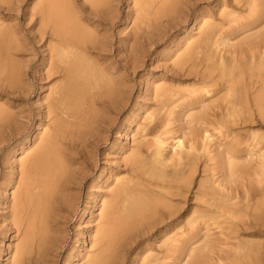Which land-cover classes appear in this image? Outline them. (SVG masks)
<instances>
[{
	"label": "bare ground",
	"instance_id": "1",
	"mask_svg": "<svg viewBox=\"0 0 264 264\" xmlns=\"http://www.w3.org/2000/svg\"><path fill=\"white\" fill-rule=\"evenodd\" d=\"M20 1H22V0H13V2L11 0H0V11H5V12L6 11H9L10 12V11H12L14 8H16L19 5L18 2H20ZM73 1H71V0H31L30 4H32V6L30 5V8L32 9V11H31L32 13H29L28 14L27 11L26 12L24 11L26 14H28V16L27 17H23V18H26L28 20L27 21V20L24 19V23H26V22L31 21L33 19V16L34 15H37V16H34V17H37V21L36 20L35 21L38 22V24H35V26L36 25L38 26V27L36 26L37 27V35L36 36L33 35V36L35 38L37 37L36 39H38V42H37L36 39H34V41L31 39L34 43H36V42L37 43H40L42 41V39H43L44 36H47L48 38L51 39V41L53 40V42H54V43L53 42H50L49 39L48 40L46 39L47 41H49V44L52 43V44L49 45L47 43V41L44 40L46 43L43 41L44 43L42 42L40 44V47H45L44 44H48V46L46 45L47 46L46 47V50H43V48H42V50L39 49V52H38L39 54L34 51V46L32 47V51H34V54L33 55L36 56L38 54L40 56V59H41L40 61L46 60V62H47V65H48L49 69H47V67L45 66L46 69H44V70H46V72H44V70H43V72L45 73V77L46 78H48V77L50 78V76L52 74L59 72V73H62L63 74L62 75L63 77L65 76L64 77L65 79L63 78V81H65L66 79H69L68 80L69 82L80 83V85L84 86L85 88H88L89 89L91 87L90 90L91 89H93V90H91L90 92L88 91L90 94L88 92H85L86 89H84L85 90L84 91L85 92V96L84 95L81 96L82 99L85 100V98H83V97H86L87 94H88V96L86 98L87 100H85V101L83 100V102L81 101L82 99L81 100L80 99L78 100V97H77V99L75 98L76 100H74L73 96H68V98L72 97L74 101H81L84 105H85V103L88 104V102H89L90 103V106H88L89 105L88 104L86 106V109L87 110H90L88 108H90L91 107V104H93V103L95 104L98 101L99 102L100 101L101 102H104V100H106L108 97L111 98V100H109V101H112L113 98L110 97V96L113 95L112 93L114 92V85L116 84V80H113L111 78L113 74L112 75H109L108 77L106 76L108 74V73H106V69L107 68H101V70L103 69V71L102 72H98L99 71V68H100V65L98 63L101 62V59H100V62H99V60H97V58H96V60H97L96 61L94 59V57H93L94 64H96L95 66H99V68L96 67V70H95V67H93V65H92V63H93L92 61L93 60L89 59L92 56L87 57L89 55V54H87V52L88 53L91 52V51L92 52H95L97 54V56L99 57V56H102L103 55L101 53L102 51L103 52H106L108 50V49H106V46L107 45H105V40H107L106 38L110 34L109 33L105 34L104 36H106V35H108V36L104 39V37H102L99 34V33H101L100 31L98 33L100 36L97 34V30H98L99 27H101V25H107V24L108 25H113L116 22L115 20H117V17H119V16L116 15V13L115 14L112 13V11L113 10H117L118 5L123 0L122 1L121 0H83L84 1L83 4L80 2L81 5H79L78 8L76 7L77 10L80 13L75 12L76 8L74 7L75 5L72 4ZM77 1H79V0H77ZM80 1H82V0H80ZM125 1H123V2H125ZM129 1L128 0L126 1V3L128 2L127 3V8H129L130 5H131V7H130L131 10H129L128 12L126 11V12L129 15L130 19L137 20V23L139 22V25H140L139 27L144 26L146 28V26L148 27V25H150V27H151V25H153V24H150V22L152 23V21H153V23L155 24V22H154L153 19H155V20L156 19H160L158 17L159 16L160 17L162 16L161 19L162 18L163 19L160 20V21H162L164 24H161L158 21H156V22L160 23V25L164 27L163 29L167 33V32H170V30L168 31V29L174 28V27H177L178 28V26H181L180 24L187 22V20H188L189 17H192L193 18V21H192L193 23H191V25H190L191 26L190 27V31L191 30H196L197 32L195 31L196 33L194 34V31H192V34L194 35V37H192V35L189 34V33H185L184 38L181 37L184 40L183 44H181V45H184L183 48L184 47L186 48L185 49V53H187V55H190L191 54L190 52L193 49H194V51L196 50L195 52H198V53H200L202 55V57L200 56L201 57L200 63H202L201 65H203V66L201 67V69L202 68L203 69L200 72L201 69L199 70L196 67L199 64V61H198V64H197V62H196L197 60H196L195 62H193V64L196 63L195 70L198 69V71L196 70L195 73H193L192 70L194 69V67L192 68V70L189 69V67H190L189 65H191V66L193 65L191 63L192 60L191 59L190 60H187L186 59L187 61H189V62L191 61V62L189 63V62L186 61L187 62L188 69H185V68H187L185 66L183 71L185 73H188L186 71L189 70V72H190V70H191V74H195L194 76L196 78L197 84H196V81L194 80L195 83L192 84V85H190L189 87L195 86V85L197 87V85H199L198 88L201 87L202 90H203L202 91L203 93L201 92L202 94H200V95L197 94V95H195V97H192L193 99H190L188 101L189 103L186 102L187 103L186 104V110L188 109L186 112L185 111H182L183 110V109H181L182 108L181 107L182 105L180 106V108L178 107V109H180L181 110L180 112H182V113L185 112L184 114H182L183 117L186 114L187 118L189 119V122H188V120L187 121L185 120L186 123L190 124L192 121H194L195 122V125L196 124H200V126H198V128L200 127V130H198L197 133L200 132V134H199L200 136L199 137H200V140L202 141L203 144L201 145L202 148H200V146H199V147H197V149L198 148L202 149L203 150L202 153L203 154L204 153H207V155L202 156V158H204V157L205 158H204L203 163L202 162L200 163V161H202V160L199 159V158H201V156L199 158H197V155H196V151L197 150H195L196 147L193 148L194 142H196L199 139V138L197 139L198 136L195 134V132L197 130L194 131V129H195V126L194 125H193L194 126V129H190V128H193V126L192 127H188L187 124L186 125H187L188 128L187 127H185V128L183 127L184 129L182 128L183 131L185 129L186 130L188 129V131L185 130L186 134L188 135L187 137H189V142H190V145H188V147H186L185 144H183V143H185V142H183V140L185 138L184 137L185 132L182 131L181 133H184V134H181V136H179L180 134L176 136V133H175V137H170V138H172V144L170 145V147L173 150H176V148L178 149V151L176 152V154H178L179 149L180 150L181 149H184L182 147L183 145L186 147V149H184L183 151H180V153L178 154V155H180L179 157H177V156L175 157L176 158V162L172 163V165L174 164L172 168L170 167L172 165L170 163H167L168 160H169V158H170L169 155H168V157H169L168 158V157H166V153L163 154V150L165 149L164 146H163L164 140H162V138H160V135L153 134V136L156 135V136H154L155 139L152 140V141H155V142H152L151 143V140H150L151 137H149L150 138L149 139L150 141L147 140L148 138L145 135L146 132L143 133V134L141 133V135H140L138 133V131H137L136 133H138L139 136H141L140 139H138L139 141L138 140L137 141L139 142L138 144L142 145L143 149L141 150L139 146H136V147H139V148H136L135 146H133L134 148L138 149V150L135 149V151H136V153H135L134 149H132L133 147L130 146V148L133 150L132 151V154L129 153L128 154L129 155L128 157H127V155H124V156L127 157V162H130V164H128L129 167H131L130 165H132V167H133V165H136V166H134L133 169L129 170V171L132 172L131 173V175H132L131 177L132 178H135V179H130V180L127 181L128 183L131 182V187L132 188H129L130 186L128 187V183H126V181H125L124 182L125 184H123L121 186L122 194L124 193L123 194L124 195L123 196L124 198L123 197L121 198L122 194H120V197L118 196V194H119L118 192L120 190V188L118 189V187H117L118 185L115 183V187H114L113 186L114 184L113 183H110L114 187V189L111 191V195H112L111 199L109 198L110 200L109 199L105 200V198H103L105 196L108 197L109 193H107L108 195H104L103 194L104 195L103 197H100L98 195L100 197V201L98 202L99 205L97 204L98 205V209H97L98 211L95 210V211H97V213L95 212L96 215L94 217V221H96V222H94L95 225H93V221H92V224L90 223L91 225H93V227H92V232H91V236H90L91 240L89 239L90 240L89 242H90V248L91 247H94V249H93V252L92 253H90L89 251H86L85 256L82 255L84 257L85 261H83L81 258H80V260H82V262H84L83 264H101V263H103L104 261L102 262V260H101V263H100V258H102L101 255H102L103 251L108 250L106 248L109 247V246H111L112 243H116V242H114L115 239H116L115 237L120 232L126 231V230L128 231V229H130L131 230V231H129L130 234L132 232V236L129 239L130 242H129L128 246H127V244H123V245H125L126 251H128L130 248H132V244L133 243H134L133 245H135V246L137 245L138 240H139V238L137 239V237H139L140 230H141V227H142L143 229H146V232L147 233L149 231L153 232V230L154 231L159 230V231L162 232V231H165L167 228H170L168 230V232H176V231H179L180 230L183 234L186 235V237H185V235L184 236H181V237H183V239H181V240L178 238L180 240L179 246H176L175 245V242L173 243L174 245L172 244V247L170 245L171 242L169 244L170 247H171V249H172V251L174 252V256H173V258L171 260L173 262V263L171 262L172 264H209V261L210 260L212 261V258L213 259L215 258L216 259V262H218L219 264H237V263H244L246 260L247 261H250L251 258H242L239 255H237L235 253V251H233V250L228 251L230 249H225L224 247L219 246V245L217 246V244H216V248L213 247L214 245L213 246L212 245H210V246L206 245V246L209 247L208 250H206L207 248L205 247V245L202 246V243L201 242H200L201 244L199 243L200 246L193 247L192 245H194L193 244L194 241L198 239V237H197V239L195 238V235H198L199 236V232L201 233V231H203V228L205 229L203 232H205V231L207 232L208 230H210L209 229L210 225L207 223V221H204L205 219L202 218V217H207L208 220L209 219H213L214 220V218H216V217L222 218L221 216H225L226 217V220L223 219L222 221H219V222H223L225 224H222L221 223L222 224L221 225L218 221H216V223H215V224H217V226H215V227H218L219 229H222V235H224V237H225V238L222 237L224 240H219L218 239L217 242H214V243L220 242L221 244L218 243L220 245L228 244L229 240L236 239L238 237V235L241 234L239 232H241V231L244 232V230H247L249 225H251L253 228H256L257 226L263 225V224H260V223L256 222L257 220H259L258 219L259 216H261V215L263 216L264 215V138L260 134L261 131L259 130L260 131L259 132L257 130L258 128L257 129L255 128L259 132V134L252 132V133H254L252 135L251 134V130H250V134L252 135V137H251L252 140L250 142L251 143L253 142V143H252V145L250 147L249 145H247V144H249V142L247 143V140L248 139L247 140L245 139L246 141H243V142H246L247 143L246 144L247 145V148H245V149H242L241 145H240L241 149L235 146L236 144L239 143V141L238 142L236 141V143H233V141H229V140L227 141L226 140V142H225V139H224V142L220 141L221 143L218 141L219 144H218V142H215V143L218 144L217 145L218 148H215L213 146L215 148V150H213L214 148H210L209 149V150L212 149L211 151H213V154L208 152L209 151L208 150V147H209V145L212 144V142L214 141L213 139L215 138L214 137L215 131H214V134H212L213 132H211V130H210L212 127L210 128V126H215L214 129H216V131L218 130L219 132H221V129H223V128L220 129L216 125H218L220 127H223L224 126L225 127L224 130L226 129L225 130V133L226 132L227 133H230L231 132V129L234 126H237V127L238 126H243L244 127L245 125L250 126L253 121H255L256 122L255 124H258V125L259 124H264V0H236V1H234V2H236L235 4L241 3L240 4V7H241V5L242 6H245L247 8L248 15L244 18L245 21L242 20V22H241V18H240V22H238L239 24L237 23L238 25L236 24V27H235V23H233L232 20H231L232 18L230 19L231 21L228 19V22L230 21V22H232L234 24V27L235 28H233L232 24L230 25V27L233 28V29H231L230 27L229 28H226L225 27L226 25L223 26L224 23H222L223 20H221V18L225 14V12L227 11V10H225V8H228L224 4V1L223 0H129ZM227 2H228V0H227ZM230 2L232 3L233 0L232 1L230 0ZM234 2L232 4L235 7ZM78 3H76V4H78ZM205 4H208L209 5L208 8L205 7L206 9H204V10L197 9L199 6L205 5ZM211 4H213V5L210 6ZM13 6H15V7H13ZM30 8L28 7L27 9H30ZM229 9H230V6H229L228 10ZM231 9L233 10V7ZM241 9H239L238 11H230V12L227 13V15L234 16V15L238 14L237 12L241 11ZM16 10L18 11V8L15 9V13H16ZM126 12H125V14H126ZM78 14H80L81 17H79ZM150 15L153 17V19H150ZM24 16H26V15H24ZM124 16L126 17V15H124ZM243 16H245V15H243ZM1 17H2V15H1ZM1 17H0V29L1 30L4 29V28H6L7 30H10V29L11 30H13V29L16 30L15 28H16L17 25H14L12 23L13 26H15V27L13 28V26L11 25L12 28H11V26H9V28H8L7 23L4 24V21L1 20ZM238 17H240V16H238ZM218 18L220 20H217ZM224 18H226V17H224ZM3 19L5 20V18H3ZM82 21H84V22H82ZM90 21H92V23ZM218 21L219 22L221 21V22L219 23ZM88 22H90L92 24V26H90V24ZM8 23H9V21H8ZM132 23H133V21H132ZM137 23L135 21L133 23L134 24L133 26H136L137 27V25H138ZM221 23H222V26L224 27V29L226 28L225 29L226 31H224V30L220 31L221 29L219 28V26L221 27ZM3 24H4V26H3ZM121 24H122V21H121ZM228 24L229 23H227V25ZM160 25L159 24L157 25L158 28H159ZM36 27H34V28H36ZM111 27H109V28H111ZM139 27H137V28H139ZM155 27H153V28L155 29ZM216 28H217V30L220 29L219 30L220 32L219 31L217 32ZM186 29H188V28H186ZM227 29H229V30H227ZM7 30L5 31V29H4L5 32L9 33ZM104 30H106V29L104 28ZM144 30L145 29H141V28H140L139 31H137V29H136V31L134 30L135 31V32H133L134 34L131 35L132 38H130V36H128V37H129L130 40L133 39L135 41L134 42H133V40H131L132 42L130 40L127 41L128 42L127 43V47H124V50L131 51V48L133 47L132 49H134V51H135L136 50L135 49L136 42L140 41V40L136 41L137 38L140 37V38L143 39L144 35H148V37L151 35L150 34V30L151 29L150 30L147 29L149 31V34L150 35L149 34H143L145 32ZM162 30H158V32L160 31V33H161ZM30 31H31V29H30ZM121 31H122V29H121ZM148 31H146V32L148 33ZM138 32H140L139 35H138ZM0 33L3 34L4 32H0ZM7 33H5V34L8 35ZM14 33H15V31L12 32V33H9V35L11 37L10 39H12V42H13L12 35L15 36ZM119 33L120 32H118V34ZM141 33H142L143 37H141L142 36ZM151 33H153V32L151 31ZM231 33H234V35H236L235 38L237 37V40L240 39L239 40L240 43L235 44L238 41L237 40L235 41V39H233L234 38L233 37L234 35H231ZM235 33H237V34H235ZM130 34H132V31H131ZM163 34H165V33H163ZM6 35L4 36V38L6 37ZM0 37H2V39H3V35L1 36V34H0ZM128 37L126 36V38L122 39V41H125L126 42V39ZM145 38H147V37L145 36ZM149 38H152V37H149ZM164 38L161 40V42L164 41ZM181 38H178V39L181 40ZM231 38L234 40L235 43H231V41H232V40H230ZM7 39H9V38L6 37V42H7L6 44L8 45L9 42H10L9 44H12L11 40L9 39V42H8ZM159 39L160 38H158V40ZM14 40H17L18 41L19 39L15 38ZM17 41L16 42L14 41V44L17 43ZM143 41H145V40L143 39ZM2 42L3 41H1V43ZM20 42H22V41L20 40ZM20 42L17 43V44L20 45ZM151 42L152 43H150V45L155 43L153 40ZM181 42H182V40H181ZM228 42H230L232 45L230 43H228ZM3 43H5V42H3ZM110 43H111V45H113L111 41H110ZM131 43H132L133 46L131 45L130 46L131 48H129L128 47L129 46L128 44H131ZM178 43H179V41H178ZM2 44H1V46H2L1 49H3V51H4V46ZM14 44L12 45L14 47V49L10 45L8 47H11L12 48V50H13L12 52H14V50H17V51H15L17 53L19 50L17 48H15L16 47V44L15 45ZM137 44L140 45V43H137ZM228 44H229V46L231 48L230 49V53L231 54L228 55V56H225L226 54L225 55L224 54H220V48H222L221 46H225V45L227 46ZM7 45H5V46H7ZM19 45L17 47H20L21 46V45L20 46ZM181 45L179 43V47ZM11 48L10 49L7 48L8 49L7 51L11 50ZM107 48H108V46H107ZM116 48L118 49V47H116ZM151 48L152 47H150V49ZM181 48L182 47L178 48L176 51L178 52V50L179 49L181 50ZM218 48H219V50H218ZM223 48H225V47H223ZM228 48L229 47L227 46V48H225V49L227 50ZM105 49H106V51H105ZM109 50H111V49H109ZM215 50H218V52L215 51ZM221 50H223V49H221ZM226 50H225V52L223 50V52L226 53ZM3 51H1L0 53H2ZM174 52H175V50H174ZM182 52H183V50H182ZM214 52L216 54L217 53H219V54L218 55L215 54L216 56L214 57ZM227 52L229 53V50ZM111 53H109V54H111ZM120 53L121 52H119V55H123L122 53L121 54ZM179 53L182 54L181 52H179ZM188 53H190V54H188ZM82 54L83 55L85 54V56L87 54V56L86 57H83ZM113 54L115 55L116 53H114V51H113ZM128 54L129 53H127L126 56ZM180 54H179V56H182ZM194 54L196 55V53H194ZM6 55H10V57L11 56L13 57L14 54L11 55L8 52V54H6ZM133 55L132 54L131 55L129 54L126 57V58H128L130 56V58L127 61H128L129 64H131V65L128 66L129 68L132 67L131 69H134L135 68V67L133 68V66L135 64L132 66L134 60L136 58H139L140 57V56L139 57L136 56V58H135V56H134L133 58H131ZM135 55H137V53ZM171 56L174 57V55H171ZM184 56H185V54H184ZM184 56L182 57L183 59H184ZM190 56H192V55H190ZM7 57H9V56H7ZM7 57H6V60L7 59H8V61L10 60L9 61V65H10V68H11L12 67L11 66V63H13V62H11L12 61L11 60L12 58L10 59V58H7ZM16 57L17 56H14L13 57L14 60L16 59ZM115 57H116V55H115ZM117 57H119L118 54H117ZM178 57L175 58V60H178ZM193 57H195V56H193ZM193 57H191V58L193 59ZM2 58L0 59V63L2 61ZM109 58H111V57H109ZM4 59H5V56H4L3 60ZM131 59H134V60H131ZM173 59L171 58V63H173V61H174ZM179 59H180V57H179ZM183 59H181V60H183ZM6 60H4V63L5 64L7 63V64L5 65L3 63L4 65H2V67L0 66L1 67L0 68V73L2 71L1 69H3V72L2 73H4V75L3 74L0 75L1 76V78H0V96L5 95L7 97H12L13 99H16V98L18 99L20 95L19 96H16L15 93H13L15 90H12V89L13 88L14 89H18V88H15V85L16 84H19V83H16L15 80L21 81V80L16 79V78H17V75L20 73V71H22L21 69H19L22 63L20 64V66L19 65L17 66V64L16 65L13 64L14 66H17L20 71L17 72L18 74H16V75H15V73L14 74L12 73V75H10V71L8 72L9 74H6V72H4V71H6L5 70L6 68L7 69L9 68L8 62H6ZM19 60H20L19 58H18V60L16 59L14 61V63L16 61H18V63H20L21 61H23V60H20V61ZM168 60L170 61V59H168ZM95 61L98 62V63H95ZM107 61H109V59H107ZM116 61H118V59ZM116 61H115V63H116ZM131 61H132V63H130ZM103 62H104V60L102 61V64H103ZM135 62H137V59H136ZM179 62H181V61L179 60ZM179 62H177V64H179ZM184 62H185V59H184ZM184 62L183 63H180L181 64V66H180L181 68H182V65H185L186 64V62L185 63ZM44 63H45V61H44ZM122 63H123V61H122ZM175 64H176V62L171 65L172 68L177 66V64L176 65ZM120 65H121V63H120ZM41 66H42V64H41ZM108 66H109V64H108ZM199 66H200V64H199ZM17 67H15V68H17ZM22 67H23V65H22ZM103 67H105V66L103 65ZM110 67H112V66H110ZM177 67L175 68L176 70H177ZM10 68H9V70H10ZM15 68L12 71H14V72H16L15 70L18 71V69H15ZM42 68H43V66H42ZM97 69H98V71H97ZM213 69H215L217 73ZM111 70H113V69H111ZM95 71H96V75H93V73H95ZM111 72L112 71H110V73ZM213 72H215L214 74H216V76L213 75ZM22 73H23V71H22ZM38 73H40V72H38ZM103 73L104 74L106 73V74L104 75ZM116 73H114V74L116 75ZM185 73H184V75H185ZM92 75L94 77H96L95 80L98 79L99 81L97 80L96 83H94L92 81L94 78L91 79ZM115 75H113V78L115 77ZM118 75L115 77L116 79L118 78L117 81L120 80L119 79L120 77H118ZM184 75L182 74L181 76H184ZM188 75H189V73H188ZM9 76H11L10 79L11 78L14 79L12 85H10L12 83L11 81H10V83L7 82L8 80H10L9 79ZM18 76H20V75H18ZM21 76H23V75H21ZM35 76H34V78H35ZM43 76H44V74H43ZM57 76H59V75H57ZM57 76L55 75V77H57ZM185 76H187V75H185ZM51 78H52V76H51ZM195 78H193V79H195ZM35 79H37V78H35ZM60 79H62V78H60ZM218 79H220V81L221 80L223 81V84L222 83L221 84L224 85V87L222 85L221 86H218V87L219 88L223 87L224 90H225L224 91L225 93L223 94V96L221 95V97H222L221 102L215 105L214 104L215 102L213 100H215V98H216V100L218 101V99L220 100L221 98L219 97L217 99V96H219L220 94L217 95L215 92H213V93L216 94L214 96L215 98L213 97V99H212V101L214 103L211 102L212 105L214 104V107H210V105L208 103L210 101V98H212V96L214 94L210 98H208V100H209L208 102H207V99L206 98H202V96L203 97H207L206 94H208V93H210V95H211V92H212L211 89H213V91H214L215 85L216 86L219 85ZM215 80L217 82H214ZM57 81H56V84H57ZM68 81L66 80L67 83L65 84V82H64L62 84H64V86L65 85H68ZM174 81H175V79H174ZM26 82H27V84L29 86L30 85L28 83L29 81H24V82H21V83L26 84ZM53 82L51 84H53ZM120 82H122V81H120ZM162 82L164 84H161L160 83V86L163 85L164 87L168 83L169 84L171 83L170 81H168L167 84H165L166 81H163V80H162ZM180 82H179V84H180ZM185 82H183V83H185L186 85H189L190 84L189 81H188L189 84H187V81H185ZM21 83H20V85H18L19 87H23V84L21 85ZM46 83H48V82H46ZM59 83H60V81L58 82V84ZM156 83L159 84V82H156ZM156 83L153 82V85H155ZM174 83H176V82H174ZM174 83H171L170 86H173L172 84H174ZM70 84L69 85L73 88V85L72 84H74V83H70ZM123 84H125V83L123 82ZM26 85L24 86V88H26L27 91H28V87H26ZM46 85H48V84H46ZM153 85H151V86H153ZM183 85L184 84H182V86ZM213 85H214V87H212ZM36 86H38V85H36ZM61 86H63V85H60V88H61ZM70 86L67 87L66 89L70 88ZM82 86H81V89L83 88ZM116 86H120V85H116ZM121 86H122V84H121ZM160 86H156L155 89L153 87H151L155 91L153 90L154 93L151 92V93H153V95H150V97L152 96L153 99H155V100L157 99L158 105L157 104H154V105L155 106L156 105L158 106L157 109H159V111L160 110H163L164 111L165 118L163 117L162 121L164 119L166 121V120H170L171 119V117H169L170 116V110L171 109H168V107L171 104L172 105L174 104L173 103V99H175V98H173V97L175 95H177V99L179 100L180 97L178 95H181V97H182V96L185 95V93L184 94L182 93L183 94L182 95L181 93H179V92H182V91H176V90H178V88L175 89V90H173L174 88L173 89H172V87L169 88L170 86L169 87H165V88L163 87L164 89L159 91V89H162V87H160ZM175 86H173V87H175ZM180 86H181V84H180ZM31 87H29V89ZM38 87H36V88L39 89ZM49 87H50V85L48 86V88ZM51 87H52V85H51ZM53 87H55V84L53 85ZM65 87L62 88L64 90H61L60 89L61 91L60 90L59 91H56L55 88L58 90L59 87L58 86L55 87L54 90L56 91V93L49 92L50 95H48V99H46L47 96H44V98L46 97L45 100H46V103H47V105H45L46 108H47L46 109L47 111L46 112L44 111V113L48 114L47 115L48 118L51 117V114L50 113H53L54 111H56L55 109H57L58 112H61V115H57V116H61L62 117L63 116L62 113H63V114H65L66 117H69V116H71L69 114L72 113V109H74V106L76 108V106L78 105V104L76 105V103H73L75 105H73L72 109H70L71 108L70 106L72 104L71 103L70 106H69V108H68V109L71 110V112L69 114L66 113L67 110H64L65 108L62 105L63 103H64L65 106H67V104H68V103L65 104V102H63V100H64L65 97L63 96L62 93L66 92L65 91L66 90ZM74 87H77V86L74 85ZM208 87H209V89L211 88L210 91L208 90ZM77 88H78L77 90L74 89L75 92H76V94L78 93L77 91H79V84H78V87ZM193 88L191 89L192 90V93H193V91H195V90H193ZM198 88H197V90H199ZM216 89H218V88H216ZM216 89H215V91H216ZM19 90H20V88L18 89V93H21V90L20 91ZM54 90H52V91H54ZM62 91H64V92H62ZM69 91H70V89H69ZM150 91H152V90H150ZM222 91H220V93ZM29 92L30 91H28V93ZM49 93L47 92V94H49ZM66 93L71 94L69 92H66ZM66 93H64L65 96H67ZM197 93H200V90ZM82 94H83V92H82ZM29 95H31V94H29ZM39 95H41V94H39ZM42 95H44V94H42ZM72 95H74V94H72ZM76 96H74V97H76ZM189 96H191V95H189ZM3 97L4 96H2V98ZM39 97H41L40 98V101H41V99H44V98H42L43 96H39ZM186 97H188V96H186ZM72 98H71V100H72ZM5 99H2V100L6 101L7 99L6 100ZM149 99H151V98H149ZM2 100H0V102ZM45 100H42V101L45 102ZM186 100H187V98H186ZM42 101L39 104H41ZM146 101H148V100H146ZM153 101L154 100H152V102ZM217 101H216V103H217ZM3 102H1L2 105L0 104V121H1V123H0V129L3 128V127H5L7 133H8V135L10 137L11 136L13 137L15 135L21 134V132L24 130V127H25L26 123L30 120V119L28 120L29 117L26 115L27 113L25 111H24L25 113L23 111L19 113V111H20V109H19L18 110V113L21 114V115L18 116L17 111H15L16 114H17L16 115L17 117H15V115H10V113L13 114L12 111L14 109L11 112H8L9 111L8 109L10 108V106H8V109L6 107L7 105L4 108ZM66 102H67V100H66ZM113 102H115V101H113ZM181 102H182V100H181ZM82 103L79 102V104H82ZM105 103L107 104L108 101L105 102ZM109 103L108 104L111 105V106H114L115 105L114 103H113V105L111 104V102H109ZM146 103L147 102H145V104ZM148 103H150V102H148ZM44 104H43V106H44ZM202 104H203V106H202ZM9 105H11V104H9ZM84 105H83V107H85ZM143 105H144V103H143ZM151 105H152V103H151ZM175 105L177 107V104H175ZM101 106H102V104H101ZM107 106H105V107H107ZM145 106H147V105H145ZM148 106H150V105H148ZM155 106H153V108ZM178 106H179V104H178ZM183 106H184V104H183ZM11 107L13 108V106H11ZM77 107L79 108V105ZM95 107H97V104H95L94 109H95ZM173 107H174V105H173ZM39 108H40V105H39ZM98 108L99 109H102L101 107H97V109ZM110 108H113V107H110ZM148 108H146V110ZM66 109H67V107H66ZM92 109H93V105H92ZM94 109H93V112H95L97 114L98 113L97 112L98 110L95 109L97 111H94ZM144 109H145V107H144ZM149 109L150 110H149L148 114L146 113L147 116L146 117L144 116L146 119L147 118L152 119V117L155 114V111H153L152 107H150ZM172 109L174 111V108H172ZM21 110H23V109H21ZM39 110H41V109H39ZM80 110L81 111L82 110L84 111V109L82 108V106H80V109L78 110V114H80V117H82V115H83L82 113H85L86 114V112H80ZM107 110H109V109H106V111H105L106 113L105 114H107ZM155 110H156V107H155ZM184 110H185V108H184ZM139 111L141 112V110H139ZM175 111H177V113H178V110H176V108H175ZM101 112H104V111H101ZM156 112H158V110ZM174 112L172 114H174ZM42 113L43 112L41 110V113L40 114H42ZM56 113H57V111L54 114L56 115ZM88 113L91 114L92 113V110H90ZM46 114H44V115L46 116ZM49 114H50V117H49ZM78 114H76V116H78ZM90 114H88L90 117L87 120H90L92 116L94 117V116H97L98 115V114L97 115L96 114L94 115L93 113H92V115H90ZM88 115H84L83 117L85 118V116L87 117ZM174 115H177V114H174ZM10 116H12V117L10 118ZM36 116H38V115H36ZM65 116H63V118H62L64 120L63 123H66L65 125L68 124V126L66 128L63 127L64 130H65V132L62 130V126L63 125H62V121H60V118H58L57 120H55V122L54 121L53 122H49L48 124H46L47 125L46 128L49 129L48 127L52 123V125H51L52 126V129L50 128L51 129V130L49 129L50 131L49 130L47 131L46 128H45L46 130L43 129V131L41 129L42 132L40 130L36 131V134H37V132L40 131V134L38 133L39 137H37V138L38 139H40V137H42V138L40 140H38L36 138V140H37V142L40 141L39 143L42 142L41 145L38 147L37 146L38 143H36L34 141V143L37 144L36 147H35V144L33 143L34 145H32L33 147L31 146L32 148H29L28 149L29 151L27 149H24V150H27V151H24V154L26 152V155L30 152V149H32L31 154L29 153L27 155V157H26V155L25 156L23 155L22 156L23 161H21V160L19 161V158L17 160V162H19L17 164L20 165V172L17 169L19 175H17L18 178L15 180L16 181V184L14 183L15 186H13L15 188L14 189L12 188L11 191H10L11 192L10 193V195H11L10 196V199L9 198H6L3 201V203L0 202L2 204L1 205V210H0V211H2V213H0L1 214L0 218L2 217L1 220H4V221H7V219L10 220L7 223V225H4L3 224L4 226H6V228L5 227L4 228L5 229H7V228L9 229V228L12 227L14 229V232L16 234H18V235H16L17 236L16 239L18 238V236H20V237H19V239H17V241L15 240L16 242L13 241L14 242L13 243L14 245H13V247L11 246L12 248H10L11 250L9 251L10 252L9 253L10 254V257L8 259L9 261L7 263H4V264H22L23 262L25 263V261H23V260H26L27 259L25 257H28V255H27L28 252H30L31 250H32L31 252H34L36 249L34 250L33 247H37V249H38V246L40 245V243L41 244L42 243L44 244V243H46V240H47V242L50 241L49 243H51V241H52L53 244L52 245L47 244L48 248L43 247L45 244L44 245L42 244L43 245V246L41 245L42 246L41 247L42 248V252H43V249H46V250L50 249L51 248V247L49 248V245H50V246H53L51 250H53L54 252L52 251V253H57L56 250L59 248L57 244H60L61 242L59 243L58 238L53 236L55 234L54 233H51L49 231L50 228L48 230L46 229L45 231H49L50 233L48 234V236L51 234L53 237H47L46 236L47 235L46 233H48V232H46L45 234L43 233V235H45L49 239L52 238L51 240L48 241V239H46L45 236H44V238L42 237L43 239L41 240L40 243H38V240H40L41 238L37 239V242L35 241V243H34V239L36 237V234H39V233H37V230L40 229V228H42L41 226H44L45 227V224H47V222L49 221V220H47V219H50V218H47V216H49V214H47L48 212L54 213L56 211L55 215L52 214L53 215V218H52V221H50V223L53 222V224H56V223L59 224L58 222H59V216H60L59 215V213H60L59 212L60 211L59 210L60 205H64V207H65L66 210H68V209H71L70 211H74L75 210L73 207L76 206V204H74V201H76V196H74L73 194H71L70 191H69V189L71 188L70 187V183H72V180H74V177H77V176H80L81 177L82 176V178H83V173L85 172V169L86 168H84V169L81 168L82 171L84 170L82 172V171H78V170H80L79 168H77V167L74 168L70 164L72 166V169L74 168V170L75 169L76 170L74 171L73 175L70 174L73 171L71 172V170H68L70 167L68 168L69 165H67L68 163H66L65 160L68 159L70 161L71 159L69 158L70 156H68V154L67 155L64 154V152L62 150V147H61V144H62L61 143V137H63L65 139L64 140L62 138L63 139V142H66L67 141L66 138L69 139L68 137H70V134L74 130L71 131V129H73L72 128V125L69 128V122H71V119L69 120V122H66V121H68L69 118L66 119V121H65ZM76 116H73L75 120L78 119ZM103 116H102V118H103ZM54 117L55 116H53V119H54ZM98 117H101V115L98 116ZM142 117H143V115H142ZM94 118L96 120V117H94ZM175 118H177V117H175ZM23 119H25V120H23ZM97 119L100 120V118H97ZM140 119H141V117H140ZM48 120L49 121H52L51 118L48 119ZM81 120H83L82 122L84 123V119H80V121H78V120L76 121L77 123L76 122L73 123L74 122V120H73V122H71L70 124L73 123L74 125L78 126L80 123L83 124L81 122ZM95 120H93V123H91V122L90 123L92 125H94L95 124L94 123ZM130 120H132V119H130ZM102 121H103V119H102ZM148 121H149V119H148ZM157 121H159V120H157ZM160 121H161V119H160ZM162 121H161V123H162ZM87 123H89V122H86V119H85V126H83L84 125L83 124L82 125V128L83 127H87V125H86ZM38 124H39V122H38ZM143 124L144 123L141 122V124L139 126H141V125L143 126ZM146 124H148V123H146ZM149 124H148V126H150ZM74 125H73V127H74ZM92 125H90L91 127L87 128L88 130L86 129V131H85V129H83L84 131L81 130V129H79L81 127H77V128L81 132L83 131V132H86L88 134V131L90 130V128L91 129H92V127H93V129L96 128L95 126H92ZM157 125L158 124H156V127L154 128V130L155 129H158L157 128L158 127ZM148 126H146V128H148ZM167 126H170V125H167ZM251 126H250V128H251ZM143 127L145 128V125ZM173 127L171 126V128H173ZM35 128L38 129L37 126H35ZM67 128H69V132L71 131L68 134L69 136L67 134L65 136V134H64L68 130ZM140 128H142V127H139V129ZM146 128H145V130H146ZM245 128H246V126H245ZM136 129H138V128L136 127ZM161 129H159V131ZM214 129H212V131ZM237 129H239V127ZM240 129H242V128H240ZM92 130H90V131H92ZM163 130H164V128L159 132V134H161ZM32 131L34 132V130H32ZM75 131H77L76 128H75ZM75 131L73 133H75ZM80 131H79V133H77V136L76 137H78V134L81 133ZM179 131H181V130L179 129ZM179 131H178V133H179ZM240 131H238L237 133H239ZM245 131L247 133V130H245ZM43 132H45V133L43 134ZM157 132H158V130H157ZM222 132H224V131H222ZM41 133H42V135H41ZM163 133H164V131H163ZM225 133H223V134H225ZM232 133H233V129H232ZM248 134H249V132H248ZM8 135H7V137H8ZM71 135H72L71 137H73V134H71ZM144 135H145V137H143ZM182 135H183V139H182ZM217 135H219V134H217ZM226 135H225V138H226ZM234 135H236V134H234ZM242 135L243 134H241V136ZM244 135L246 137H248V135H246V134H244ZM237 136H238V134H237ZM7 137H6V139H8ZM57 137H59L60 139L59 138L57 139ZM83 137H84V134L82 135V137H79V138H82V140H83ZM167 137H169V136H166V138ZM219 137H221V136H219ZM230 137L232 139V136H230ZM217 138H218V136H217ZM233 138L235 140V136ZM71 139H69V140H71ZM136 139L135 140L133 139L134 140L133 141L134 143H137V142H135ZM243 139H244V137H243ZM243 139H240V140H243ZM69 140H68V144H70L69 142H71ZM215 140H216V138H215ZM238 140H239V137H238ZM25 141H26V139H25ZM197 142H196L197 144H201L199 141H197ZM149 143H151V144H149ZM153 143H154V147H153ZM196 143H195V145H197ZM215 143H214V145H215ZM58 144H60V145H58ZM63 145L65 146L66 144H63ZM135 145H137V144H135ZM143 145L145 147H147V148L150 145H152V146H150V148L153 147L152 152L150 150L151 153H149V154H151V155H149L151 157L150 159H148L149 156L147 158H145V155H146L145 152L148 154L149 149H147L148 152L147 151H145L144 153L141 152V151L144 150V146ZM166 145H169V144H166ZM58 146L61 147V150L62 151L58 148ZM237 146H239V145H237ZM256 146H258L257 150L260 151V152L257 151L258 152L257 154L256 153H253V151H256V150H253V149H256L255 148ZM21 147H22V145H21ZM64 148L66 149V147H63V149ZM130 148L129 149H126V152H128L129 150L131 152V149ZM166 148H167V146H166ZM33 149H36V150L33 151ZM65 149H64V151H66L67 149H69V147L66 150ZM191 149H194L195 151L193 152ZM190 150L193 152V154H192V152ZM242 151H244V152L246 151L245 152V155H246V153L249 155V157L251 158V160L250 159H248V160H250V161L247 162V160H245V159H247L249 157L247 156V158H246V156H244V153ZM251 151H252V153H251ZM173 152H175V151H173ZM181 152L183 154L186 152L185 157L188 154V152H189V154H191V156L186 157V159H184L185 161H183V162L182 161H179L182 157H184V155L181 154ZM198 152H199V149H198ZM200 152H201V150H200ZM22 154H23V152H22ZM143 154H145V155L143 156ZM171 154H172V152H171ZM253 156H254V158H253ZM126 157H125V160H126ZM172 157H174V156L172 155ZM172 157L170 158L169 161H172ZM20 158H21V155H20ZM135 158H136V160H135ZM128 159L129 160L131 159V161H128ZM177 159H178V161H177ZM198 159L200 161H197V163L198 164L199 163L202 164L201 165L202 166L201 172H204L205 173L206 182L205 181H202L200 179L201 181L198 182L196 188L194 190H192L190 188V187H192L191 185L193 184L191 182V180H192V176H193L194 171H196V169H195V168H197L196 167L197 166L196 165V160H198ZM123 160H124V158H123ZM209 161H213V162L212 163L211 162L209 163ZM71 162H72V160L70 161V163ZM124 162L126 163V161H124ZM75 163H76V161H75ZM166 163L167 164H170V165L169 166L168 165L166 166L165 165ZM76 165H77V163H76ZM177 165H180V166L177 167ZM201 172H200V174H201ZM12 173H13V171H12ZM14 173L15 174H18L16 172H14ZM128 174L126 176V179L128 178ZM11 176H14V175H11ZM115 176L116 175H114V177L112 176L114 178V180L116 178H118V175L116 177ZM8 177L10 178V176H8ZM77 178L79 179V177H77ZM119 178H118V181L119 180H122L121 179L122 177H119ZM123 178L125 180V177L124 176H123ZM249 178H251V179H249ZM11 181H13V180H11ZM75 181L78 183L79 180L77 181L75 179ZM110 184H109V188H111L110 187ZM195 184H193L194 187H195ZM74 185H77L78 186V184H74ZM129 185H130V183H129ZM138 185H139V187L141 186V188H142V186H145V188L143 187L144 188L143 189L144 194L142 192V195H144V196H143L142 200L141 199H138V197H140V196H137V198H135V199H131V198L130 199H127L125 197V195L127 193H129L133 188H135V189H133V190H135V194H133L134 192L133 193H129V196H130V194H132V196H133L132 198H134V196L137 195L136 194V191L140 189V188L139 189H136V187L138 188ZM0 186H2V185H0ZM91 186H93V185H91ZM4 188H5V186H4ZM73 188H76V187H73ZM106 188H108V186ZM167 188H169L170 190L172 188L173 189L175 188V191L176 192H174L173 190H171L172 192L169 190L170 191L169 192L168 190H166ZM107 190L109 191V189H107ZM140 190L137 191V193L140 192V194H141V191L142 190L141 191ZM5 191L2 190V192H4V193H5ZM100 191L102 192V190H100ZM103 191H104V189H103ZM75 192H76V190H75ZM75 192H74V190L72 191V193H75ZM185 192H189L191 194V196L188 197L187 199H185L186 196H184L185 195ZM1 195L4 196V194H2V193H1ZM169 195L171 197L178 196V195H182L181 197L183 199H181L180 202H182L183 204L181 206H179L181 204L180 203L179 205H177V207H174V206H176V203H175L172 207H170L172 204L170 206L167 205V204H170V203H168L169 202L168 201L169 199L167 200V204L164 203L165 201H163V202L160 201L161 200L160 198H162V199L165 198V200H166V198H168ZM93 199H91V200H93ZM114 199H116V200H114ZM175 199H177V198H175ZM172 200L170 199V202ZM117 202H118V204H117ZM126 202H128V204H127L128 206L126 205ZM174 202H171V203H174ZM178 202H177V204H178ZM188 204L191 207V209H188L187 210L188 211L187 213H189L188 214V217L189 216L192 217V215L195 217L194 214H196L197 217H201L202 219L199 218V219L203 220V222L200 220V222L202 223V224L200 223L201 225L194 226L197 223L194 224V225L191 224V223H193L192 222L193 219L192 220L190 219L191 217H189L188 219H186V221H185L186 224L185 225H183L182 222L181 223L180 222L177 223L178 220H179V218H180V215H181L180 214L181 209H183L182 206L183 205H187L188 206ZM94 205H96V203H94ZM60 209H62V208H60ZM185 211H186V209H185ZM186 214H184V216H187ZM197 217H195V219ZM233 217L234 218L236 217V219H237V217H239L241 219L239 221H237V220L234 221L235 219ZM244 217H246L245 220L243 219ZM248 217L249 218L252 217V219L255 220V221H251L252 219L249 221V218ZM61 218L64 219L65 217H61ZM184 218H186V217H184ZM182 219L179 220V221H182ZM195 219L193 221H195ZM46 220H47V222H46ZM262 220H264V219L262 218ZM196 221H198V220L196 219ZM0 223H1V221H0ZM90 224H89V226L91 227ZM215 224L212 223V225H215ZM48 225H49V222H48ZM54 227H55V225H54ZM252 227H251V229H252ZM59 230H61V229L59 228ZM88 230H89V228H88ZM258 230L260 231V229H258ZM10 231H12V230L10 229ZM54 231H55V229H54ZM5 232H7V231H5ZM39 232H40V230H39ZM88 232H90V231H88ZM218 232H219V230H218ZM247 232H249V231H247ZM41 233H42V231H41ZM41 233L38 235V237L41 235ZM78 233H80V231ZM126 233H128V232H126ZM208 233H209V231H208ZM208 233H207V235H208ZM255 233H256V231H255ZM261 233H262V231H261ZM261 233H259V234H261ZM2 234L3 233L1 232V235ZM158 234H159V232H158ZM162 234L163 233H161V235ZM164 234H165V232H164ZM210 234H212V232H210ZM244 234H246V233H244ZM43 235H41V236H43ZM75 235H77V234L75 233ZM177 235H178V233H177ZM249 235H250V237L252 236L251 234H249ZM256 235H257V233H256ZM173 236H175V234H173ZM204 236H206V235H204ZM61 237H63V235H61ZM61 237H59V239H61ZM219 237L220 236H218V238ZM118 238L119 237H117L116 240H118ZM193 238H195V239H194L193 242H191L193 240ZM209 238H207L208 241H206V243L209 242L208 244L212 243L213 240H214L212 238L213 240L211 242V241H209L210 240ZM44 239H45V242H43ZM120 239H119L118 244L121 242ZM262 239L260 240V242L262 241ZM123 240H125V239H123ZM167 241L168 240L166 238H163L162 243L165 244V243H167ZM146 242L148 243L149 241H146ZM260 242H258V243L260 244ZM36 243L39 244V245H36ZM34 244H35V246H34ZM143 245L144 246H142V247H147V246H145V244H143ZM155 245H156V243H155ZM169 245L167 246V244H166L167 248H169ZM229 245H231V243L228 244V246ZM233 245L234 244H232L231 246L234 247ZM72 246L73 245H71V247ZM114 246H116V245H114ZM137 246H139V245H137ZM228 246H227V248H228ZM71 247H69L70 249L68 248L69 253H70V250H72ZM120 247H123V246H120ZM142 247H141V249H142ZM158 247H157V249H158ZM202 247L206 248L205 250L207 252L206 251H203L204 248H202ZM263 247H264V244H263ZM39 248H40V246H39ZM41 248L38 249V250H41ZM149 248H150V246L147 248V250L150 251ZM159 248H163V247H159ZM74 249H75V247H74ZM87 249L89 250V248H87ZM115 249H117V248H115ZM155 249H156V247H155ZM255 249H256V246H255ZM83 250L81 251L82 254L84 253ZM111 250L113 251V248ZM133 250H135V249L132 248V251ZM144 250H146V249L144 248ZM163 250H161V251L164 253ZM261 250H262V248H261ZM90 251H92V249ZM121 251L122 250H120V252ZM37 252H39V251H37ZM76 252H78V251H76ZM108 252H110V251H108ZM111 252H110V254H111ZM140 252H142V250ZM169 252L170 251L168 250V253ZM204 252H206V253H204ZM104 253H106V252H104ZM134 253L135 252H133V254ZM157 253H154V251H153V254H157ZM168 253H167V255H168ZM35 254L32 253L31 256L34 257L33 255H35ZM42 254L44 255V253H42ZM72 254H74V253H72ZM78 254H80V253H78ZM115 254H117V253L115 252ZM123 254L124 253H122V255ZM133 254H131V255H133ZM160 254H162V253L159 252V255ZM36 255H38V254H36ZM36 255H35L34 258L37 257ZM53 255L54 254H52V256ZM108 255H109V253H108ZM112 255H113V253H112ZM120 255H121V253H120ZM137 255H139V254L137 253ZM137 255H136V257L141 256V254L139 256H137ZM167 255H165V256H167ZM260 255H261V252H260ZM40 256H42V255L40 254L39 257ZM52 256H51V258H52ZM69 256L67 255V258H69ZM125 256H126V254H125ZM247 256H249V255H247ZM30 257H29V259H30ZM39 257L37 259H35V260H40ZM42 257H40V258L42 259ZM54 257H55V255L53 256L52 259H54ZM75 257L73 256L72 259L75 258ZM160 257H161V255H160ZM34 258H32V259H34ZM167 258H168V256H167ZM63 259H65V258H63ZM111 259H112V257L111 258L109 257V260H111ZM113 259H115V257ZM118 259L121 260L120 258H118ZM128 259H130V258H128ZM159 259L160 258H158L157 256H153V259L151 261V264H159ZM261 259L262 258H260V260ZM35 260L33 261L34 264H35ZM68 260H71V259H68ZM143 260H144V258L141 259V262L139 264H142V262H144V261H146L145 263H147V261H148V260H144V261ZM41 261H40V263H41ZM111 261H113V260H111ZM116 261H118V260H116ZM121 261H119V262L121 263ZM257 261H258V263H260L259 260H257ZM68 262H70V261H68ZM78 262L80 264H82V262H80V261H78ZM129 262H131V261H129ZM165 262L166 261H164V264H167ZM216 262L214 261L213 263L216 264ZM28 263L30 264L29 260H28ZM40 263L38 262V264H40ZM133 263H135V262L133 261ZM263 263H264V261H263ZM42 264H44L43 261H42ZM71 264H72V262H71Z\"/></svg>",
	"mask_w": 264,
	"mask_h": 264
},
{
	"label": "rangeland",
	"instance_id": "2",
	"mask_svg": "<svg viewBox=\"0 0 264 264\" xmlns=\"http://www.w3.org/2000/svg\"><path fill=\"white\" fill-rule=\"evenodd\" d=\"M12 2H13V0H11ZM71 1H73V0H71ZM122 1V0H121ZM123 1H125V0H123ZM120 2V4L118 5V7H117V10H113L112 11V13H116V15H118L119 17H117V20H115L116 22L113 24V25H101V27H99L98 28V30H97V34L99 33V31L102 33H99L102 37H104V39L108 36V35H106V36H104L105 34H107V33H109L110 35L106 38L107 40H105V45H107L108 46V48H107V46H106V49H111V50H107L109 53H111V54H109L107 51H106V49H105V51L106 52H101L103 55L102 56H97V54L95 53V52H87V54H89L88 56H87V54H86V56L87 57H90V56H92V57H90L89 59H91V60H93L92 62V65H93V67H95V70H96V67L97 68H99V66H95L96 64H94V59L96 60V58H97V60H99V62H100V59H101V62L100 63H98V62H96L95 61V63H98L99 65H100V68H99V71H98V69H97V71L98 72H102L103 71V69L101 70V68H107L106 69V73H108L106 76L108 77L109 75H115L114 73H116V75H115V77L118 75V77H120L119 79L120 80H118L117 81V79L115 78H113V75H112V79L113 80H116V84L114 85V92L111 94L112 96H110V97H112L113 99H112V101H109V100H111V98H107L106 100L108 101V103L109 102H111V104L113 105V103L115 104L114 106H111V105H109L108 103L106 104L105 102H107L106 100H104V102H97V103H95V104H97V107H101L102 109H97V107H95V109H97V110H95L94 109V106H95V104L93 103V104H91V107L90 108H88V109H90V110H92V113L94 114L95 112H93V109H94V111H97L98 113V115L97 116H94V117H96V120H95V118L92 116L91 117V121L90 120H87V119H89V115L88 114H90V113H88L90 110H87L86 109V106L88 105V106H90V103L88 102V104H86L85 103V105L82 103L83 102V100L84 99H82V97L81 96H85V92H90L91 90H93V89H91L90 90V88L88 89V88H85L84 86H82V85H80V83H75V82H69L68 80L69 79H66L67 81H68V85L70 84V83H74V84H72L73 85V88L70 86V88H68V89H66L67 87H69L68 85H65L64 86V84H62V83H64L65 82V84L67 83L66 82V80L65 81H63V78L65 77H63L62 75V73H54V74H52L51 76H52V78H51V76H50V78L52 79H50L49 77L48 78H46L45 77V73L44 72H46V70H44V69H46V67H47V69H49V67H48V65H47V62H46V60H44L45 61V63H44V61H40L41 59H40V56L38 55L39 53V49L40 50H42V48H43V50H46V47L48 46V44H49V41H47L48 39L50 40V42H53V40L51 41V39L50 38H48L47 36H44L43 37V39H42V41L40 42V43H37L38 42V39H36L34 36H36L37 35V27L35 26V24H38V22H36L37 21V17H34V16H37V15H34L33 16V19L31 20V21H29V22H26V23H24V19L25 20H27L26 18H23V17H27L28 16V14L29 13H32L31 11H32V9L30 8V5L32 6V4H30V2H31V0H22V1H20V2H18V6L16 7V8H12L11 10L12 11H0L1 13V15H2V17H1V15H0V17H1V20H3L4 21V24L5 23H7V26H8V28H9V26H13V24L14 25H17L16 26V30L18 31H16V30H14L15 31V36L14 35H12V37H13V42H12V39H10L11 37H10V35H9V33H12V32H14L13 30H7L6 28H4L5 29V31L7 30L9 33H7V32H5L4 31V29H0V32H4L3 34L2 33H0L1 34V36L3 35V39H2V37H0V46H1V44L3 43V42H5V43H3L2 45L4 46V51H3V49H1L2 48V46L0 47V52L1 51H3L2 53H0V57L2 58H4V56H5V59L4 60H6V57L7 56H9V57H7V58H12L11 60V62H13V63H11V68H10V65H9V61H8V59L6 60V62H8V66H9V68H10V70H9V68L7 69H5L6 71H4V72H6V74H9L8 72L10 71V75H12V73L14 74L15 73V75L16 74H18L17 72H19L20 70L19 69H21L22 71H23V73H22V71H20V73L18 74V75H20V76H18L17 75V78L16 79H19V80H21V81H18V80H15V82L16 83H19V84H16L15 85V88H20V90H21V93H18V89H12V90H15L13 93H15V95L16 96H19V98L17 99H13L12 97H7V96H5V95H2V96H4L3 98H2V96H0V100H2V99H5L6 97V101H4V100H2L1 102H3V106H4V108H5V106L7 107V109H8V106H10V108L8 109L9 111L8 112H11L13 109V114L12 113H10V115H15V117H17L16 115L18 114V116L19 115H21V114H19L20 112H26L27 114V116L29 117L28 118V122L26 123V125H25V127H24V130L21 132V134H19V135H15V136H9L8 135V133H7V131H6V128L5 127H3V128H1L0 129V185H2V186H0V202L1 203H3V201L6 199V198H9L10 199V191H11V189L13 188H15V187H13V186H15V184H16V179L18 178V176L17 175H19V173H18V170H19V172H20V165H18L17 163H19V162H17V160H18V158H19V161L21 160V161H23V159H22V156L24 155H26V152H25V154H24V151H27L29 148H32L33 146L32 145H34L35 144V147H36V143H38V147L41 145V143H39V142H37V140H36V138L37 137H39V135H38V133L40 134V131H41V129H42V131H43V129H45L46 127H47V125L46 124H48L49 122H55V120H57L58 118H60V121H62V130L65 132V130H64V128L63 127H67L68 126V124L67 125H65L66 123H63L64 122V120L62 119L63 118V116H65V114H63L62 113V117L61 116H57V115H61V112H58V110L57 109H55L56 111H57V113H56V115L54 114L56 111H54L53 113H50L51 114V117H50V114H49V117L52 119V121H49L48 119H50V118H48V114H46V113H44V111L46 112L47 110V108H46V106L45 105H47V103H46V100H45V98H44V96H47V98L46 99H48V95H50V93L49 92H51V93H56V91H59L60 89L61 90H64V89H62V88H64L65 87V91L66 92H69V93H71V94H68V93H66V92H64V91H62V92H64V93H66V95L67 96H65L64 95V93H62L63 94V96L65 97L64 98V100H63V102H65V104H67V106H65L64 105V103L62 104L63 105V107L65 108H63L64 110H67L66 111V113L67 114H69L70 112H71V110L70 109H72V107H73V105H75V104H73V103H76V105L78 104L79 105V108L76 106V108H75V106H74V109H72V113H70L69 115H71V116H69V117H66L65 116V121H66V119H68V121H66V122H69V120L71 119V122H73V120H74V122L73 123H75L77 120L78 121H80V119H84V123L82 122L83 120H81V122L84 124H77L78 126H76V125H74L73 123L72 124H70L71 122H69V128L71 127V125H72V128L73 129H71V131L72 130H74L75 131V128L77 129V131L79 130V129H81V130H83V129H85V131H86V129L87 128H89V127H91L90 125H92L91 123H93V120H95V124L94 125H92V126H95L96 128L95 129H93V127H92V129L90 128V130H92V131H88V134L86 133V132H81L80 130V134H78V137H76L77 136V133H79V131L77 132V131H75V133H71V134H73V137H71L72 135L70 134V137L72 138H70V137H68L69 139H71V140H69V139H67L66 138V142H63V137H61V147H62V150H63V152H64V154H68V156H70L69 158L72 160V162L70 163V161L68 160H65V162L66 163H68L67 165H69L68 166V170H71V172L72 173H70V174H72L73 175V173H74V171L76 170H74V168L75 167H77V168H79L80 170H78V171H82L81 170V168H86L85 169V172L83 173V178H82V176L80 177V176H77V177H79V179L77 178V177H74V180H72V183H70V189H69V191H70V193L71 194H73L74 196H76V201H74V204H76V206L75 207H73L75 210L74 211H70L71 209H68V210H66L65 209V207H64V205H60V207H59V215L61 216V217H65L64 219H62L60 216H59V224H53V222H51L50 223V221H52V218H53V215L52 214H54L55 215V213H56V211L54 212V213H51V212H48L47 214H49V216H47V218H50V219H47V220H49L48 222H49V225H48V222H47V220H46V222H47V224H45V227L44 226H41L42 228H40V229H38L37 230V233H41V231H42V233H41V235H43V233L45 234L46 232H48V233H46L47 235V237H57L58 238V240H59V243L60 244H57L58 245V249L56 250L57 251V253H52V251L53 250H51L52 249V247L53 246H50V245H52L53 244V242L51 241V243H49L50 241L49 240H51V239H49V238H47L45 235H43V236H39L38 237V235L39 234H36V237H35V239H34V243H35V241L37 242V239H39V238H41L40 240H38V243H40L41 242V240L44 238V236H45V238L46 239H48V241L49 242H47V240H46V243H40V245L39 244H37L36 243V245H39L40 246V248L43 246V247H46V248H48V246H47V244H50L49 245V248L50 249H48V250H46V249H43V252H42V248H41V250H38V249H40L39 248V246H38V249H37V247H33V249L35 250H37V251H39V252H37L36 250L34 251V252H28V257H25V258H27L26 260H23V261H25V263L24 264H29L28 263V260H29V262H30V264H32L33 263V261L35 260V259H37L38 257H39V255L41 254L42 256H40V257H42V259L39 257V259L40 260H35V264H38V262L40 263V261L42 260L43 261V263L44 264H71V262H72V264L74 263V264H80L78 261H80V262H82V260L83 261H85V259H84V257L83 256H85V254H86V251H89L90 253H92L93 252V249H94V247H91L90 248V240H91V238H90V236H91V232H92V227H93V225H95L94 224V222H96V221H94V217H95V215H96V213H97V209H98V205H99V201H100V197H103L104 195H108L107 193H109V195H108V197L107 196H105V197H103V198H105V200H107V199H111V197H112V195H111V191L114 189V187H115V183L118 185H116L117 187H118V189L120 188V190H119V194H118V196L120 197V194H122V189H121V186L123 185V184H125L124 182L126 181V183H128L127 181L128 180H130V179H135V178H132L131 176V171H129V170H131V169H133L134 168V166H136V165H133V167H132V165H130L131 167H129V165L128 164H130V162H127V157L129 156L128 154L129 153H131L132 154V149H134V151H135V149L136 148H139L140 147V149L142 150L143 149V147H142V145H140V144H138L139 142V140L138 139H140V137L141 136H139V134L141 135V133L143 134V133H145V135H146V137L148 138L147 140H149L150 138L149 137H151V143L152 142H155V141H152L153 139H155V137L154 136H156V135H154L153 136V134H158V135H160V138H162V140H164V144H163V146H164V150H163V154L164 153H166V157H168V155H169V157L171 158L172 157V155L174 156V157H172V161H169L170 160V158H169V160H168V162L167 163H170L171 165H172V163H174V162H176V156L177 157H179L180 155H178L179 153H180V151H183L184 149H186V147H188V145H190V142H189V137H187L188 135L186 134V132H185V130L183 131V129L185 128V127H187V125H188V127H192L193 125L195 126V129H194V126H193V128H190V129H194V131H196L195 132V134L198 136L197 137V141H199L201 144H197L196 142H194V146H193V148H195L196 147V149L195 150H197L196 151V155H197V158H199L200 156H201V158H202V156H205V155H207V153H202V149H200V148H202V141L200 140V132L199 133H197L198 132V130H200V127L198 128V126H200V124H196L195 125V122L194 121H192L190 124H188V123H186V121L188 120V122H189V119L187 118V116H186V114L184 115V117H183V115L182 114H184L187 110H186V104L187 103H189L188 101L190 100V99H193L192 97H195V95H197V94H202L203 92V90H202V88L200 87V88H198L199 87V85H197V87H196V85L195 86H191V87H189L190 85H192V84H194L195 83V81H196V78H195V74H191V70H192V68L194 67V69L192 70V72L193 73H195V71L197 70L198 71V69L200 70L201 69V67L203 66V65H201L202 63H200V60H201V57H202V55L200 54V53H198V52H195L194 51V49L190 52V53H188V54H190V55H192V56H190V55H187V53H185V47L183 48V46L184 45H181V44H183V42H184V40H183V38H184V35H185V33H189V34H191L192 35V37H194V35L192 34V31H194V34L197 32L196 30H191L190 31V25H191V23H193L192 21H193V18L192 17H189L188 18V20H187V22H185V23H182V24H180L181 26H178V28L177 27H174V28H170V29H168V31L170 30V32H165V30L163 29L164 27L163 26H161L160 25V23L161 24H164L162 21H160V20H162L161 19V17L159 16L158 18H160V19H153V17L150 15V19H153L154 20V22H155V24L153 23V21H152V23L150 22V24H153V25H151V27H150V25H148V27L146 26V28L144 27V26H141V27H139L140 25H139V22L137 23V20H132V19H130V17H129V15L127 14V12L129 11V10H131V5H130V9L129 8H127V3H126V1L125 2ZM129 1V0H128ZM224 1V4L226 5V7H228L229 8V6H230V9L228 10V8H225V10H227L226 12H225V14L222 16V18H221V20H223L222 21V23H224L223 24V26H225L226 28H229L230 27V25L232 24V26H233V28H235L236 27V24L238 23V22H240V18H241V22H242V20H244L245 21V17L248 15V13H247V8L245 7V6H242L241 5V7H240V4L241 3H239V4H235L236 2H234V1H236V0H233V2H234V4H235V7L233 6V2L231 3L230 2V0H228V2H227V0H223ZM232 1V0H231ZM79 2V3H78ZM83 4V0L82 1H77V0H74L73 1V3L72 4H74L75 6V8L77 7L78 8V6L79 5H81V3ZM130 2V1H129ZM76 3H78V4H76ZM85 4V3H84ZM232 4V5H231ZM21 5V6H20ZM29 5V6H28ZM86 5V4H85ZM213 4H211L210 6H212ZM228 5V6H227ZM239 5V6H238ZM208 4H205V5H201V6H199L197 9H200V10H204V9H206V8H208ZM13 7H15V6H13ZM20 7V8H19ZM26 7V8H25ZM30 8V9H27V8ZM126 7V8H125ZM206 7V8H205ZM233 7V10L231 9ZM237 7V8H236ZM243 7V8H242ZM245 7V8H244ZM18 8V11L16 10V13H15V9H17ZM77 8H76V10H75V12H78V13H80L78 10H77ZM243 10H242V9ZM236 9V10H235ZM239 9H241V11H239V12H237L238 14H236V15H234V16H229V15H227V13L228 12H230V11H238ZM245 9V10H244ZM27 11V13L28 14H26L25 12ZM127 11V12H126ZM8 12V13H7ZM119 12V13H118ZM125 12H126V14H125ZM241 12V13H240ZM118 13V14H117ZM246 13V14H245ZM26 15V16H24V15ZM77 14V13H76ZM240 14V15H239ZM79 15V17H81L80 16V14H78ZM124 15H126V17L124 16ZM128 15V16H127ZM158 15V14H157ZM156 15V16H157ZM243 15H245V16H243ZM236 16V17H235ZM238 16H240V17H238ZM18 17V18H17ZM224 17H226V18H224ZM3 18H5V20L3 19ZM12 18V19H11ZM123 18V19H122ZM126 18V19H125ZM192 18V19H191ZM232 18V19H231ZM9 19V20H8ZM125 19V20H124ZM227 21H225V20ZM228 19L230 20H232V22L233 23H235V27H234V24L232 23V22H228ZM11 20V21H10ZM14 20V21H13ZM36 20V21H35ZM122 21V24H121V21ZM127 20V21H126ZM133 21V23L136 21V23L138 24L137 25V27H139V28H137L136 26H133L134 24L132 23V21ZM217 20H220L219 18L217 19ZM234 20V21H233ZM8 21H9V23H8ZM28 21V20H27ZM35 21V22H34ZM156 21H158V22H160V23H158V22H156ZM243 21V22H244ZM31 22V23H30ZM82 22H84V21H82ZM91 23H92V21H90ZM90 22H88L89 24H90V26H92V24L90 23ZM219 22V21H218ZM221 22V21H220ZM219 22V23H220ZM13 23V24H12ZM28 23V24H27ZM86 23V22H85ZM87 23V24H88ZM127 23V24H126ZM130 23V24H129ZM157 23V24H156ZM222 23H221V27L219 26V28L221 29H219L220 31H222V30H224V31H226L225 29H224V27L222 26ZM226 23V24H225ZM227 23H229L228 25H227ZM4 24H3V26H4ZM26 24V25H25ZM117 24V25H116ZM119 24V25H118ZM125 24V25H124ZM160 25L159 26V28H158V26L157 25ZM239 24V23H238ZM237 24V25H238ZM156 27H155V26ZM6 26V25H5ZM12 26H11V28H12ZM106 29V30H104V28ZM112 26V27H111ZM187 26V27H186ZM15 26H13V28H14ZM18 27V28H17ZM30 27V28H29ZM34 27H36V28H34ZM109 27H111V28H109ZM125 27V28H124ZM135 27V28H134ZM153 27H155V29L153 28ZM3 28V27H2ZM29 28V29H28ZM103 30H102V29ZM140 28L141 29H145L144 31V33L143 34H149V31L147 30V29H151L150 30V36L149 37H152V38H149L148 37V35H144V37H143V35H142V33H141V37H143V39L145 40V41H143V39L142 38H140V37H138L137 38V40L136 41H138V40H140V41H138V42H136V45H135V51H134V49H132L130 46L132 45V43L131 44H128L129 46V48H131V51H126V50H124V47H127V41H129L130 39H129V37L128 36H130V38H132V36L131 35H133L134 33L133 32H135L136 31V29H137V31H139L140 30ZM181 28V29H180ZM186 28H188V29H186ZM218 28V27H217ZM217 28H216V30H217ZM223 28V29H222ZM231 28V27H230ZM233 28H231V29H233ZM30 29H31V31H30ZM36 29V30H35ZM121 29H122V31H121ZM131 29V30H130ZM133 29V30H132ZM162 30L161 31V33H160V31L158 32V30ZM175 29V30H174ZM103 32H102V31ZM130 30V31H129ZM135 30V31H134ZM154 30V31H153ZM157 30V31H156ZM188 30V31H187ZM219 30H217V32L219 31ZM227 30H229V29H227ZM11 31V32H10ZM30 31V32H29ZM33 31V32H32ZM106 31V32H105ZM110 31V32H109ZM131 31H132V34H130L131 33ZM143 31V30H142ZM146 31H148V33L146 32ZM151 31L153 32V33H151ZM196 31V32H195ZM219 31V32H220ZM105 32V33H104ZM118 32H120L119 34H118ZM141 32V31H140ZM140 32H138V35H139V33ZM165 33V34H163V33ZM235 32V31H234ZM5 33H7L8 35H6ZM34 33V34H33ZM36 33V34H35ZM104 33V34H103ZM157 33V34H156ZM169 33V34H168ZM98 34V35H99ZM154 36H153V35ZM168 34V35H167ZM235 34H237V33H235ZM6 35V37L7 38H9L10 40H11V42H12V44H9L10 42H9V39H7V41L9 42L8 43V45L6 44L7 42H6V37L4 38V36ZM31 35V36H30ZM34 35V36H33ZM99 35V36H100ZM166 35V36H165ZM231 35H234V33H231ZM230 35V36H231ZM34 38H33V37ZM126 36L128 37L127 39H126V42L125 41H122V39H124V38H126ZM145 36L147 37V38H145ZM162 36V37H161ZM196 36V35H195ZM235 36L236 35H234L232 38L233 39H235V41L237 40V37L235 38ZM17 38V39H19L18 41L17 40H14L15 38ZM165 37V38H164ZM181 37H183V38H181ZM109 38V39H108ZM156 40H154V39ZM158 38H160L159 40H158ZM164 38V41H162L161 42V40ZM178 38H181V40H182V42H181V40H179ZM230 39V40H232L231 41V43H235L234 42V40L233 39ZM34 41V39H36L37 40V42L36 43H34L32 40ZM47 39V40H46ZM148 39V40H147ZM20 40L22 41V42H20ZM44 40H46L47 41V43L48 44H44L45 45V47H40V44L44 41ZM119 40V41H118ZM131 40H133V39H131ZM130 40V41H131ZM154 41L155 43L154 44H151L150 45V43H152L151 41ZM158 40V41H157ZM240 40V39H239ZM239 40H237L238 42L237 43H235V44H238V43H240V41ZM1 41H3L2 43H1ZM14 41L16 42L17 41V43H19L20 42V45L19 44H17V43H15L16 44V47L15 48H17L19 51L16 53L15 51H17V50H14V52H12L13 50H12V48L11 47H8L9 45L10 46H12L13 44H14ZM110 41L112 42V44L113 45H111V43H110ZM118 41V42H117ZM135 40H133V42H134ZM143 41V42H142ZM147 41V42H146ZM149 41V42H148ZM178 41H179V43H180V47H182L181 48V50L179 51L178 50V52L176 51L178 48H180L179 47V43H178ZM45 42V41H44ZM43 42V43H44ZM109 44H107V43ZM132 42V41H131ZM46 43V42H45ZM54 43V42H53ZM123 45H121V44ZM137 43H140V45L139 44H137ZM178 43V44H177ZM228 43H230V42H228ZM230 43V44H231ZM14 44V45H15ZM50 44H52V43H50ZM49 44V45H50ZM134 44V43H133ZM148 46H147V45ZM171 44V45H170ZM174 44V45H173ZM5 45H7V46H5ZM20 46V47H17V46ZM47 45V46H46ZM139 45V46H138ZM155 45V46H154ZM169 45V46H168ZM173 45V46H172ZM176 45V46H175ZM232 45V44H231ZM34 46V51L35 52H37L38 54L36 55V56H34L33 54H34V51H32V47ZM111 48H110V47ZM118 47V49L116 48V47ZM133 46V45H132ZM147 46V47H146ZM157 46V47H156ZM227 46L229 47L227 50L225 49V48H227ZM225 45V46H221L222 48H220V54H226L225 56H228V55H230L231 53H230V46H229V44L228 45ZM6 47V48H5ZM13 47V46H12ZM122 47V48H121ZM146 47V48H145ZM150 47H152L151 49H150ZM169 47V48H168ZM173 47V48H172ZM178 47V48H177ZM223 47H225V48H223ZM10 49L11 48V50H9V51H7L8 49ZM167 48V49H166ZM6 49V50H5ZM13 49H14V47H13ZM114 49V50H113ZM121 51H120V50ZM139 49V50H138ZM172 49V50H171ZM175 50V52H174V50ZM221 49H223L224 50V52H225V50H226V53H224L223 52V50H221ZM151 50V51H150ZM182 50H183V52H182ZM218 50H219V48H218ZM218 50H215V51H217L218 52ZM229 50V53L227 52ZM12 53H11V52ZM111 51V52H110ZM113 51H114V53H116L115 55H116V57H115V55L113 54ZM121 52L123 55H119V52ZM123 51V52H122ZM126 51V52H125ZM167 51V52H166ZM169 51V52H168ZM5 52V53H4ZM7 52V53H6ZM8 52H9V54H14L13 55V57L14 56H17L16 57V59L18 60V58L20 59V60H23V61H21L20 63H18V61H16L15 63H14V61L16 60H14V58L11 56L10 57V55H6V54H8ZM45 52V51H44ZM134 52V53H133ZM179 52H181L182 54H180ZM222 52V53H221ZM4 53V54H3ZM46 53V52H45ZM94 53V54H93ZM105 53V54H104ZM120 53V54H121ZM127 53H129L130 55L132 54H134L131 58H133L134 56H135V58H136V56L137 57H139V58H136L137 59V62H135L136 61V59L134 60V59H131V60H134V62H133V64H132V66H133V68L134 69H131V68H129L128 66L129 65H131V64H129L128 63V59L130 58V56L128 57V58H126L127 56H126V54ZM137 53V55H135ZM178 53V54H177ZM185 54V56H184V54ZM194 53H196V55L193 54ZM17 54V55H16ZM93 54V55H92ZM117 54H118V56L119 57H117ZM140 54V55H139ZM174 55V57L173 56H171V55ZM179 54L180 55H182V56H179ZM200 54V55H199ZM216 53L214 52V57L216 56V55H218L219 53H217L216 55H215ZM83 55V54H82ZM95 55V56H94ZM125 55V56H124ZM170 55V56H169ZM176 55V56H175ZM187 55V56H186ZM85 56V54L83 55V57H86ZM180 57V59H179V57ZM184 56V59H185V62L187 61V60H192V64H193V62H195L196 60V62H197V64H198V61H199V64H200V66H199V64L196 66V63H194L192 66L191 65H189L190 67H189V69H191L190 70V72H189V70L188 71H186V72H188L189 73V75H188V73H185L183 70H184V67L186 66L187 67V62H189V61H187L186 62V64L185 65H182V68L180 67L181 66V64L180 63H183L184 62V59L182 58ZM193 56H195V57H193ZM197 56V57H196ZM201 56V57H200ZM93 57H94V59H93ZM109 57H111V58H109ZM178 57V60H175V58H177ZM190 57V58H189ZM191 57H193V59L191 58ZM200 57V58H199ZM0 58V59H1ZM3 58H2V61H1V63H0V66L2 67V65H4L5 63H4V60H3ZM171 58L174 60L173 61V63H171ZM107 59H109V61H107ZM115 59V60H114ZM118 59V61H116ZM167 59V60H166ZM168 59H170V61L168 60ZM181 59H183V60H181ZM187 59V60H186ZM19 60V61H20ZM104 60V62H103V64H102V61ZM179 60L181 61V62H179ZM112 61V62H111ZM115 61H116V63H115ZM122 61H123V63H122ZM125 61V62H124ZM140 61V62H139ZM183 61V62H182ZM41 62V63H40ZM106 62V63H105ZM109 62V63H108ZM127 62V63H126ZM156 62V63H155ZM176 62V64H177V62H179V64H177V70L175 69L176 67H173L172 68V64H174ZM184 62V63H185ZM189 62V63H190ZM4 63V64H3ZM22 63V64H21ZM45 65H44V64ZM109 64V66H108V64ZM115 63V64H114ZM119 63V64H118ZM120 63H121V65H120ZM130 63H132V61L130 62ZM171 63V64H170ZM188 63V64H189ZM7 64V63H6ZM5 64V65H6ZM16 65L17 64V66L19 65L20 66V64H21V66H20V68L18 69V67L17 66H14V65ZM40 64V65H39ZM41 64H42V66H43V68H42V66H41ZM97 64V65H98ZM102 64V65H101ZM118 64V65H117ZM128 64V65H127ZM138 64V65H137ZM170 64V65H169ZM175 64V65H176ZM22 65H23V67H22ZM27 65V66H26ZM103 65L105 66V67H103ZM114 65V66H113ZM116 65V66H115ZM125 65V66H124ZM174 65V66H175ZM7 66V67H8ZM25 66V67H24ZM46 66V67H45ZM110 66H112V67H110ZM127 66V67H126ZM195 66L198 68V69H196L195 70ZM0 67V68H1ZM15 67H17V68H15ZM111 69H113V70H111ZM114 67V68H113ZM14 68L15 69H18V71L17 70H15L16 72H14V71H12V70H14ZM181 68V69H180ZM39 69V70H38ZM127 69V70H126ZM185 69H188V67L187 68H185ZM203 69V68H202ZM202 69L200 70V72L202 71ZM2 71H1V73H0V75H4V73H2L3 72V69H1ZM38 70V71H37ZM43 70H44V72H43ZM181 70V71H180ZM215 72H216V70L215 69H213ZM25 71V72H24ZM109 71V72H108ZM110 71H112L111 73H110ZM116 71V72H115ZM183 71V72H182ZM38 72H40V73H38ZM97 72V73H98ZM215 72H213V75L214 76H216V74H214ZM105 73V74H106ZM184 75V73H185V75H187V76H181L182 74ZM217 73V72H216ZM41 76H39V75ZM43 74H44V76H43ZM104 74V73H103ZM104 74V75H105ZM21 75H23V76H21ZM36 75V76H35ZM55 75L57 76V75H59V76H57V77H55ZM93 75H96V71H95V73H93ZM92 75V77H91V79L92 78H94L92 81L94 82V83H96V81L98 80H95L96 79V77H94ZM33 76V77H32ZM34 76H35V78H37V79H35L34 78ZM38 76V77H37ZM43 76V77H42ZM62 76V77H61ZM105 76V77H106ZM190 76V77H189ZM193 76V77H192ZM3 77V76H2ZM10 77L11 76H9V79H10ZM13 77V76H12ZM16 77V76H15ZM14 77V78H15ZM23 79H22V78ZM62 78V79H60V78ZM187 77V78H186ZM0 78H1V76H0ZM21 78V79H20ZM193 78H195V79H193ZM215 78V77H214ZM12 79V80H11ZM10 80H8L7 82H9L10 83V81L12 82L10 85H12L13 84V81H14V79L13 78H11ZM41 79V80H40ZM47 79V80H46ZM58 81H57V80ZM65 79V78H64ZM122 79V80H121ZM159 79V80H158ZM163 81H166V83L165 84H167V82L168 81H170L171 83H174V82H176V83H174V84H172L173 86H175L177 83V85L175 86V87H173V86H170L171 85V83L169 84H167V85H165V87H169V88H171L172 87V89L173 90H175V89H177L178 88V90H176V91H182V92H179V93H185V95L186 96H188V97H186L185 95L184 96H182L181 97V95H178L180 98H179V100L177 99V95H175L173 98H175V99H173V105H174V107H173V105L171 104L169 107H168V109H171L170 110V116L169 117H171V119L170 120H166L165 121V119L162 121V119H163V117L165 118V114H164V111L163 110H160L159 111V109H157V105H158V101H157V99L155 100V99H153L152 98V96L150 97V95H153V93H154V89H155V87L156 86H160V83L161 84H164L163 82H162V80ZM174 79H175V81H174ZM190 79V80H189ZM29 81L28 83L30 84L29 86H28V84H27V82H26V84H24V83H21V82H24V81ZM55 80V81H54ZM156 80V81H155ZM158 80V81H157ZM161 80V81H160ZM195 80V81H194ZM38 81V82H37ZM44 81V82H43ZM53 82V84H51L52 82ZM56 81H57V84H56ZM60 81V83L58 84V82ZM99 81V80H98ZM120 81H122V82H120ZM181 81V82H180ZM185 81H187V84H189V82H190V84L189 85H186L185 83ZM189 81V82H188ZM218 81H219V85H215V87H214V85L212 86V87H214V91H213V89H211L212 90V92H211V95H210V93H208V94H206L207 95V97H203L202 96V98H206L207 99V102L209 101L208 100V98H210L213 94V96H212V98H210V101H209V105H210V107H214V104L216 105V104H218V103H220L221 102V100H222V97H221V95L223 96V94L225 93L224 91V85H222L223 84V81L221 82L220 81V79H218ZM46 82H48V83H46ZM101 82V81H100ZM120 82V83H119ZM123 82L125 83V84H123ZM153 82H159V84L158 83H156L155 85H153ZM179 82H180V84H181V86H180V84H179ZM183 82H185V83H183ZM209 82V81H208ZM214 82H217L216 80L214 81ZM20 83H21V85L23 84V87H19L18 85H20ZM48 84V85H46V84ZM50 83V84H49ZM210 83V82H209ZM208 83V84H209ZM222 83V84H221ZM5 84V83H4ZM34 84V85H33ZM55 84V87H59L58 88V90L55 88V87H53V85ZM78 84H79V91H77L78 93L76 94V92H75V90H77L78 88ZM121 84H122V86H121ZM158 84V85H157ZM182 84H184L183 86H182ZM196 84H197V81H196ZM26 85V87H28V91H30L29 93H28V91H27V89L26 88H24V86ZM36 85H38V86H36ZM45 87H44V86ZM50 85V87H51V85H52V87L50 88H48V86ZM57 85V86H56ZM60 85H63V86H61V88H60ZM74 85L75 86H77V87H74ZM116 85H120V86H116ZM151 85H153V86H151ZM187 87H186V86ZM223 86V87H221V88H219L218 86ZM32 86V87H31ZM81 86L83 87L82 89H81ZM178 86V87H177ZM14 87V86H13ZM29 87H31L30 89H29ZM34 87V88H33ZM36 87H38L39 89H37ZM42 87V88H41ZM151 87H153L154 89H152ZM160 87H162V89H159V91L160 90H163L165 87L163 86V85H161ZM164 87V88H163ZM181 87V88H180ZM194 87V88H193ZM22 88V89H21ZM53 88V89H52ZM54 88H55V90H54ZM120 88V89H119ZM193 88V90H195V91H193V93H192V89ZM197 88L200 90V93H197L199 90H197ZM216 88H218V89H216ZM32 89V90H31ZM35 89V90H34ZM44 89V90H43ZM51 89V90H50ZM69 89H70V91H69ZM75 89V90H74ZM84 89H86V91L84 90ZM210 89H209V87H208V90L210 91ZM215 89H216V91H215ZM221 89V90H220ZM17 90V91H16ZM19 90V91H20ZM39 90V91H38ZM42 90V91H41ZM50 90V91H49ZM52 90H54V91H52ZM60 90V91H61ZM68 90V91H67ZM74 90V91H73ZM122 90V91H121ZM150 90H152V91H150ZM154 90V91H153ZM223 90V91H222ZM23 91V92H22ZM34 91V92H33ZM72 91V92H71ZM83 92V94H82V92ZM85 91V92H84ZM197 91V92H196ZM220 91H222L221 93H220ZM27 94H26V93ZM47 92L49 93V94H47ZM88 92V93H89ZM150 92V93H149ZM151 92H153V93H151ZM202 92V93H201ZM213 92H215L217 95H219V96H217V99L220 97L221 99L219 100L218 99V101L216 100V98L214 97L216 94L215 93H213ZM17 93V94H16ZM24 93V94H23ZM47 95H46V94ZM115 93V94H114ZM187 93V94H186ZM29 94H31V95H29ZM39 94H41V95H39ZM42 94H44V95H42ZM72 94H74V95H72ZM80 94V95H79ZM90 94V93H89ZM182 94V95H183ZM77 95V96H76ZM79 95V96H78ZM149 95V96H148ZM189 95H191V96H189ZM39 96H43L42 98H44V99H41V101L42 100H45V102L44 101H42V103L41 104H39L41 101H40V98L41 97H39ZM68 96H73V98H74V100H76L77 99V97H78V100L80 99H82L81 101H74L73 100V98L72 97H70V98H68ZM74 96H76V97H74ZM87 96H88V94L86 95V97H83V98H85V100H87L86 98H87ZM209 96V97H208ZM22 97V98H21ZM24 97V98H23ZM151 98L152 100H154L153 102H152V100L151 99H149V98ZM185 97V98H184ZM190 97V98H189ZM213 97L215 98V100H213L212 101V99H213ZM39 98V99H38ZM71 98H72V100H71ZM76 98V99H75ZM148 98V99H147ZM186 98H187V100H186ZM189 98V99H188ZM116 99V100H115ZM184 99V100H183ZM38 100V101H37ZM66 100H67V102H66ZM70 100V101H69ZM84 100V101H85ZM146 100H148V101H146ZM150 100V101H149ZM181 100H182V102H181ZM40 101V102H39ZM113 101H115V102H113ZM178 101V102H177ZM184 101V102H183ZM206 101V100H205ZM216 101H217V103H216ZM1 102H0V104H1ZM45 104H44V103ZM79 102L80 103H82V104H79ZM87 102V101H86ZM145 102H147L146 104H145ZM148 102H150V103H148ZM187 102V103H186ZM214 103L213 105H212V103ZM17 103V104H16ZM72 103V104H71ZM143 103H144V105H143ZM151 103H152V105H151ZM181 103V104H180ZM184 104V106H183V104ZM9 104H11V105H9ZM43 104H44V106H43ZM70 104H71V106H70ZM101 104H102V106H101ZM140 104V105H139ZM154 104H157L156 106L154 105ZM175 104H177V107H176V105ZM178 104H179V106H178ZM2 105V104H1ZM39 105H40V108H39ZM83 105L85 106V107H83ZM92 105H93V109H92ZM108 105V106H107ZM145 105H147V106H145ZM148 105H150V106H148ZM182 105V106H181ZM11 106H13V108L11 107ZM17 106V107H16ZM19 106V107H18ZM69 106L71 107L70 109H68L69 108ZM80 106H82V108L84 109V111L82 110H80V112H86V114L85 113H82L83 115H82V117H80V114H78V110L80 109ZM105 106H107V107H105ZM113 107V108H110V107ZM153 106H155L156 107V110H155V107L153 108ZM172 106V107H171ZM180 106L182 107L181 109H183L182 111H185V112H180L181 110L180 109H178V107L180 108ZM202 106H203V104H202ZM43 107V108H42ZM66 107H67V109H66ZM109 107V108H108ZM115 107V108H114ZM142 107V108H141ZM144 107H145V109H144ZM150 107H152V109H153V111H155V114H154V118L152 117V119H150V118H145L146 116H147V114H148V112H149V108ZM26 108V109H25ZM146 108H148L147 110H146ZM172 108H174V111H175V108H176V110H178V113H177V111H173V109ZM184 108H185V110H184ZM20 109V111H19V113H18V110ZM21 109H23V110H21ZM38 109V110H37ZM39 109H41L42 110V114H40L41 113V110H39ZM86 109V110H85ZM106 109H109V110H107V114H105L106 112ZM69 110V111H68ZM104 111V112H101V111ZM139 110H141V112L139 111ZM146 110V111H145ZM158 110V112H156ZM6 111V110H5ZM15 111H17V114H16V112ZM36 111V112H35ZM38 111V112H37ZM109 111V112H108ZM145 111V112H144ZM163 111V112H162ZM24 112V113H25ZM40 112V113H39ZM79 112V113H80ZM168 112V111H167ZM174 112V114H177V115H174V114H172ZM33 115H32V114ZM35 113V114H34ZM92 113L90 114V115H92ZM102 113V114H101ZM143 113V114H142ZM147 113V114H146ZM160 113V114H159ZM40 114V115H39ZM44 114H46V116L44 115ZM53 114V115H52ZM75 114V115H74ZM76 114H78V116H76ZM94 114V115H95ZM181 114V115H180ZM30 115V116H29ZM36 115H38V116H36ZM76 116L78 119L77 120H75L74 119V117L73 116ZM84 115H88L87 117L85 116V118L83 117ZM101 115V117H98V116H100ZM104 115V116H103ZM106 115V116H105ZM131 115V116H130ZM142 115H143V117H142ZM164 115V116H163ZM180 115V116H179ZM45 116V117H44ZM53 116H55L54 117V119H53ZM102 116H103V118H102ZM145 116V117H144ZM173 116V117H172ZM2 117V116H1ZM12 116H10V118H11ZM127 117V118H126ZM129 117V118H128ZM131 117V118H130ZM140 117H141V119H140ZM156 117V118H155ZM175 117H177V118H175ZM80 118V119H79ZM94 118V119H93ZM97 118H100V120L99 119H97ZM62 119V120H61ZM85 119H86V122H89V123H87L86 125H87V127H83L82 128V125L83 126H85ZM102 119H103V121H102ZM127 119V120H126ZM130 119H132V120H130ZM144 121H143V120ZM148 119H149V121H148ZM156 119V120H155ZM160 119H161V121H162V123H161V121H160ZM184 119V120H183ZM23 120H25V119H23ZM157 120H159V121H157ZM186 120V121H185ZM3 121V120H2ZM100 123H99V122ZM102 121V122H101ZM175 121V122H174ZM185 121V122H184ZM38 122H39V124H38ZM91 122V123H90ZM140 122V123H139ZM141 122L142 123H144L143 124V126L145 125V128H146V126H148V124L150 125V126H148V128H146V130H145V128L141 125V126H139L140 124H141ZM157 122V123H156ZM159 122V123H158ZM164 122V123H163ZM167 122V123H166ZM171 122V123H170ZM174 122V123H173ZM180 122V123H179ZM0 123H1V121H0ZM77 123V122H76ZM137 123V124H136ZM139 123V124H138ZM146 123H148V124H146ZM155 123V124H154ZM169 123V124H168ZM193 123V124H192ZM256 122L255 121H253L252 122V126H251V128H250V126H247V125H245L246 126V128H245V126L243 127V126H238L239 127V129L240 128H242V129H237L238 127L237 126H232L233 128V133L234 134H236V135H234L233 133H232V129H231V132L230 133H225V130H224V126L223 127H220V126H218V125H216L217 127H219L220 129L221 128H223V129H221V132H219L218 130L216 131V129H214L215 128V126H210V130H211V132H213L212 134H214V131H215V134H214V137L216 138V140H215V138L213 139L214 141L212 142V144L211 145H209V147H208V150L210 149V148H218V144H219V142L220 141H222V142H224V139H225V142H226V140L228 141H233V143H236V141L238 142L239 141V143L238 144H236L235 146L236 147H238V148H240L241 149V147H242V149H245V148H247V145H249L250 147H251V145H252V143L250 142L252 139H251V137H252V135L254 134V133H258L259 134V132H260V134H261V136L264 138V124H255ZM3 124V123H2ZM136 124V125H135ZM153 124V125H152ZM156 124H158L157 126V128L158 129H155L154 130V128L156 127ZM164 124V125H163ZM175 124V125H174ZM179 126H178V125ZM184 124V125H183ZM187 124V125H186ZM50 125V124H49ZM51 125H52V123H51ZM50 125V126H51ZM73 125H74V127H73ZM89 125V126H88ZM152 125V126H151ZM162 125V126H161ZM166 125V126H165ZM167 125H170V126H167ZM190 125V126H189ZM35 126H37L38 127V129L37 128H35ZM42 126V127H41ZM48 127L49 129L51 128L52 129V126L51 127ZM171 126L173 127V128H171ZM41 127V128H40ZM77 127H81V128H77ZM136 127L138 128V129H136ZM139 127H142V128H140L139 129ZM164 128V133H163V131H162V133L161 134H159V132ZM184 127V128H183ZM187 127V128H188ZM254 127V128H253ZM262 129H261V128ZM69 128H67L66 130V133H64L65 134V136H66V134L68 135L70 132H69ZM153 128V129H152ZM162 128V129H161ZM170 128V129H169ZM178 128V129H177ZM183 128V129H182ZM247 130V133H246V131L244 130ZM249 128V129H248ZM259 131H257L256 129ZM47 129V128H46ZM45 129V130H46ZM49 129H47V131L49 130ZM50 129V130H51ZM149 129V130H148ZM159 129H161L160 131H159ZM166 129V130H165ZM170 131H169V130ZM179 129L181 130V131H179ZM212 129H214L213 131H212ZM240 131L239 133H237L238 131ZM253 129V130H252ZM26 130V131H25ZM32 130H34V132L32 131ZM38 130H40L39 132H37V134H36V131H38ZM49 130V131H50ZM88 130V129H87ZM154 130V131H153ZM157 130H158V132H157ZM173 130V131H172ZM236 130V131H235ZM250 130H251V134H250ZM256 130V131H255ZM41 131V132H42ZM46 131V132H47ZM138 131V133H136ZM144 131V132H143ZM166 131V132H165ZM175 131V132H174ZM178 131H179V133H178ZM185 132V135H184V140H183V142H185V143H183V144H185V146L183 145L182 147L184 148V149H179V152H178V154H176V152L178 151V149L176 148V150H173L171 147H170V145L172 144V138H170V137H175V133H176V136L177 135H179V136H181V134H184V133H181V132ZM186 131H188V129L186 130ZM222 131H224V132H222ZM32 132V133H31ZM155 132V133H154ZM236 132V133H235ZM248 132H249V134H248ZM252 132H254V133H252ZM34 133V134H33ZM45 132H43V134H44ZM86 133V134H85ZM152 133V134H151ZM173 133V134H172ZM178 133V134H177ZM223 133H225V134H223ZM8 135V137H7V135ZM32 134V135H31ZM75 134V135H74ZM84 134V137H83V140H82V138H79V137H82V135ZM135 134V135H134ZM138 134V135H137ZM163 134V135H162ZM217 134H219V135H217ZM222 134V135H221ZM227 134V135H226ZM232 134V135H231ZM237 134H238V136H237ZM241 134H246V135H248V137H246L245 135L243 136H241ZM6 135V136H5ZM34 135V136H33ZM41 135H42V133H41ZM80 135V136H79ZM87 135V136H86ZM134 135V136H133ZM145 135L143 136V137H145ZM162 135V136H161ZM171 135V136H170ZM173 135V136H172ZM216 135V136H215ZM224 135V136H223ZM225 135H226V138H225ZM251 135V136H250ZM69 136V135H68ZM166 136H169V137H167L166 138ZM217 136H218V138H217ZM219 136H221V137H219ZM230 136H232V139H231V137ZM235 136V140H234V137ZM6 137L8 138V139H6ZM76 137V138H75ZM134 137V138H133ZM137 139H136V138ZM237 137V138H236ZM238 137H239V140H238ZM243 137H244V139H243ZM10 138V139H9ZM42 137H40V139H41ZM59 137H57V139H58ZM63 138V139H62ZM228 138V139H227ZM4 139V140H3ZM25 139H26V141H25ZM38 139V138H37ZM40 139H38V140H40ZM60 139V138H59ZM136 139V141L135 142H137V143H134L133 141ZM166 139V140H165ZM182 139H183V135H182ZM186 139V140H185ZM222 139V140H221ZM240 139H243V140H240ZM247 140V143L249 142V144H247L246 142H243V141H246ZM7 140V141H6ZM65 140V139H64ZM68 140L69 141H71V142H69L70 144H68ZM138 140V141H137ZM149 140V141H150ZM34 141L36 142V143H34ZM219 141V142H218ZM241 141V142H240ZM21 142V143H20ZM187 142V143H186ZM215 142H218V144L217 143H215ZM244 144H243V143ZM26 143V144H25ZM34 143V144H33ZM151 143H149V144H151ZM189 143V144H188ZM195 143L197 144V145H195ZM214 143H215V145H214ZM221 143V142H220ZM20 144V145H19ZM60 144H58V145H60ZM63 144H66L65 146L63 145ZM135 144H137V145H135ZM166 144H169V145H166ZM247 144V145H246ZM21 145H22V147H21ZM237 145H239V146H237ZM240 145H241V147H240ZM32 146V147H31ZM130 146H139V147H136V148H130ZM144 146V145H143ZM150 146H152V145H150ZM150 146L147 148V147H145L144 146V150L143 151H141V152H145V151H147L148 152V150L147 149H149V152H148V154L145 152V154H143V156L145 155V158H147L149 155H151V154H149V153H151L152 152V150H153V147H154V143H153V147H151L150 148ZM162 146V147H163ZM166 146H167V148H166ZM200 146V148H198L199 149V152H200V150H201V152L199 153L198 152V149H197V147H199ZM211 146V147H210ZM214 146V147H213ZM245 146V147H244ZM259 146V145H258ZM258 146H256L255 148L256 149H253V150H256V151H253V153H258V152H260V151H258L257 150V148H258ZM26 147V148H25ZM61 147L60 146H58V148L61 150ZM63 147H66V149L69 147V149H65L66 151H64V149H63ZM21 148V149H20ZM131 149V152H130V150L128 151V152H126V149ZM146 148V149H145ZM215 148L213 149V150H215ZM24 149H27V150H24ZM139 149V150H140ZM34 150H36V149H33V151ZM61 150V151H62ZM136 150H138V149H136ZM150 150H151V152H150ZM193 152L195 151L194 149H191ZM190 150V151H191ZM212 150V149H211ZM211 150H209L208 152L209 153H212L213 154V151H211ZM23 152V154H22V152ZM29 151V150H28ZM31 151H32V149H30V154H31ZM70 153H69V152ZM173 151H175V152H173ZM191 151V152H192ZM252 151H251V153H252ZM258 151V152H257ZM67 152V153H66ZM171 152H172V154H171ZM190 152V153H191ZM193 152H192V154H193ZM198 152V153H197ZM243 153H244V156H246V158H247V156L249 157V155L246 153V155H245V152L244 151H242ZM28 153V152H27ZM28 153V154H29ZM125 153V154H124ZM127 153V154H126ZM134 153V152H133ZM135 153H136V151H135ZM27 154V155H28ZM175 154V155H174ZM181 154H183L182 152H181ZM185 154H186V152L183 154L184 155V157H180L181 159L179 160V161H185L184 159H186V157H189V156H191V154H189V152H188V156L186 155V157H185ZM200 154V155H199ZM20 155H21V158H20ZM27 155H26V157H27ZM124 155H127V157L126 156H124ZM135 155V154H134ZM210 155V154H209ZM253 155V154H252ZM75 156V157H74ZM182 156V155H181ZM255 156V155H254ZM254 156H253V158H254ZM10 157V158H9ZM25 157V158H26ZM125 157H126V160H125ZM24 158V159H25ZM74 158V159H73ZM123 158H124V160H123ZM151 157L149 156L148 157V159H150ZM199 158L200 160H202V161H200L199 159L198 160H196V167L197 168H195L196 169V171H194V173H193V176H192V180H191V182L193 183V184H195V187H194V185L192 184L191 186L192 187H190L192 190H194L195 188H196V186H197V184H198V182L199 181H205L206 182V177H205V173L204 172H201V169H202V164H200L201 162L203 163V161H204V158ZM175 161H174V160ZM248 159H250L251 160V158L249 157V158H247V159H245V160H247V162L248 161H250V160H248ZM79 160V161H78ZM135 160H136V158H135ZM75 161H76V163H77V165H76V163H75ZM78 161V162H77ZM124 161H126V163L124 162ZM128 161H131V159L129 160L128 159ZM177 161H178V159H177ZM197 161H200V163L198 164L197 163ZM212 163L213 161H209V163ZM124 163V164H123ZM133 163V162H132ZM131 163V164H132ZM165 164L166 166L168 165H170V164ZM74 167L73 169H72V166ZM81 164V165H80ZM75 165V166H74ZM124 165V166H123ZM174 165V164H173ZM173 165L172 166H170L171 168L173 167ZM182 165V164H181ZM19 166V167H18ZM81 166V167H80ZM180 165H177V167H179ZM124 167V168H123ZM201 167V168H200ZM130 168V169H129ZM169 168V167H168ZM167 168V169H168ZM200 170H199V169ZM18 169V170H17ZM170 169V168H169ZM12 171H13V173H12ZM84 171V170H83ZM82 171V172H83ZM114 171V172H113ZM14 172H16V173H18V174H15ZM200 172H201V174H200ZM130 175H129V174ZM196 173V174H195ZM203 173V174H202ZM127 174H128V178L126 179V176H127ZM195 174V175H194ZM11 175H14V176H11ZM114 175H118V178L119 177H122L121 179L123 180H119L118 181V178H116L115 180H114ZM121 175V176H120ZM203 175V176H202ZM8 176H10V178L8 177ZM85 176V177H84ZM113 176V177H112ZM115 176V177H116ZM123 176L125 177V180H124V178H123ZM201 176V177H200ZM13 179H12V178ZM72 177V176H71ZM70 177V178H71ZM131 177V178H130ZM194 177V178H193ZM200 177V178H199ZM9 178V179H8ZM73 178V177H72ZM113 178V179H112ZM75 179L78 181V183L75 181ZM120 179V178H119ZM195 179V180H194ZM201 179V180H200ZM204 179V180H203ZM249 179H251V178H249ZM6 180V181H5ZM11 180H13V181H11ZM113 180V181H112ZM9 181V182H8ZM115 181V182H114ZM118 181V182H117ZM12 182V183H11ZM81 182V183H80ZM6 183V184H5ZM8 183V184H7ZM15 183V184H14ZM110 183H113L114 185V187L110 184ZM119 183V184H118ZM129 183H130V185H129ZM128 183V187L129 188H132L131 187V182H129ZM10 184V185H9ZM74 184H78V186L77 185H74ZM93 185V186H91V185ZM109 184H110V187L111 188H109ZM4 186H5V188H4ZM10 186V187H9ZM91 186V187H90ZM108 186V188H106V187ZM73 187H76V188H73ZM78 187V188H77ZM113 187V188H112ZM116 187V188H117ZM134 187V186H133ZM145 188V186H142V188H141V186L139 187V185H138V188L136 187V189H139L140 191H141V194H140V192H138L137 193V191H139V190H137L136 191V194L137 195H135L134 196V198H132L133 196H132V194H130V196H129V193H133V194H135V190H133V189H135V188H133L129 193H127L126 195H125V197L127 198V199H135V198H137V196H140V197H138V199H141L142 200V198H143V196L144 195H142V192H143V194H144V191H143V189ZM102 188V189H101ZM103 189H104V191H103ZM107 189H109V191L107 190ZM2 190L3 191H5V193L4 192H2ZM74 190V192H75V190H76V192L75 193H72V191ZM100 190H102V192L100 191ZM166 190H170L169 188H167ZM171 190H173L174 192H176L175 191V188L173 189H171ZM170 190V191H171ZM107 191V192H106ZM169 191V192H170ZM100 192V193H99ZM106 194H105V193ZM172 192V191H171ZM1 193L2 194H4V196L3 195H1ZM7 193V194H6ZM187 193V194H186ZM76 194V195H75ZM104 194V195H103ZM124 194V193H123ZM122 194V196H121V198L124 196ZM140 194V195H139ZM100 197H99V196ZM7 196V197H6ZM110 196V197H109ZM182 195H178V196H173V197H171L170 195H169V197L168 198H166V200H165V198H160L161 200L160 201H165L164 203L165 204H167V200L169 201L168 203H170V204H167V205H171L170 207H172L175 203H176V206H174V207H177V205H179L180 203V205L179 206H181L183 203L182 202H180L181 201V199H183L182 197H181ZM184 196H186V198L185 199H187L188 197H190L191 196V194L189 193V192H185V195ZM95 197V198H94ZM107 197V198H106ZM94 198V199H93ZM124 198V197H123ZM175 198H177V199H175ZM91 199H93V200H91ZM96 199V200H95ZM109 199V200H110ZM170 199L172 200L171 202H174V203H171L170 202ZM75 200V199H74ZM114 200H116V199H114ZM94 201V202H93ZM118 201V200H117ZM179 201V202H178ZM161 202V203H162ZM177 202H178V204H177ZM0 203V210H1V204ZM94 203H96V205H94ZM117 204H118V202H117ZM128 204V202H126V205ZM48 205V204H47ZM128 206V205H127ZM187 205H183L182 207H183V209H181V212H180V218L182 219V221H179V220H181L180 218H179V220H178V222L177 223H183V225H185L186 224V219H188L189 217H191V216H189L188 217V214L189 213H187L188 211V209H191V207H190V205L188 204V206L186 207ZM97 207V208H96ZM173 207V208H174ZM60 208H62V209H60ZM64 208V209H63ZM185 209H186V211H185ZM65 210V211H64ZM95 210H97V211H95ZM96 212V213H95ZM187 214H186V213ZM0 213H2V211H0ZM91 213V214H90ZM93 213V214H92ZM95 213V214H94ZM184 214H186L187 216H184ZM194 214V213H193ZM195 215V217H197L196 216V214H194ZM0 216H1V214H0ZM52 216V217H51ZM236 216V215H235ZM238 216V215H237ZM184 217H186V218H184ZM195 217L192 215V217L190 218L191 220L193 219H195ZM222 218H220V217H216V218H214V220L213 219H207V217H202V218H204L205 220L204 221H207V223L210 225V227H209V229L210 230H208L209 231V233H208V231L206 232H203L205 229L203 228V231H201V233L199 232V236L198 235H195V238L197 239V237H198V241L197 240H195L194 241V239L195 238H193V240L191 241V242H193L194 241V245H192L193 247H196V246H200V244L202 243V246L203 245H205V247L207 248H204V247H202V248H204L203 249V251H206V250H208L209 249V247L208 246H210V245H214L213 247H215L216 248V244H217V246L219 245V246H222V247H224L225 249H230V250H228V251H231V250H233V251H235V253L237 254V255H239L240 257H242V258H251V260L250 261H245L244 263L245 264H262L263 263V261H264V247H263V244H264V220H262V218L264 219V215L262 216H259L258 217V219L259 220H257L256 222H258V223H260V224H263V225H261V226H257L256 228H253L251 225H249L248 226V229L247 230H244V232H239V233H241V234H239L238 235V237L236 238V239H231V240H229V242L231 243V245L232 244H234L233 246L234 247H232L231 245H229L228 246V244H230L229 242H228V244H223V245H220L221 243L220 242H218V243H220V244H218V243H214V242H217V240L219 239V240H224L223 238H225L224 237V235H222V229H219L218 227H215V226H217V224H215L216 223V221H222L223 219H225L226 220V217L225 216H221ZM2 218V217H1ZM1 218H0V221H1V223H0V264H4V263H7L9 260V257H10V248H12L13 247V241H17V239H19V237L20 236H18V238L16 239V235H18V234H16L15 232H14V229L11 227V228H7V229H5L6 228V226H4V225H7V223L10 221V220H8L7 219V221H4V220H1ZM199 218H201V217H197L196 219L198 220V221H196V219H195V221H193L192 220V222L193 223H191V224H196V225H194V226H198V225H201L202 223L200 222V220L202 219H199ZM218 218V219H217ZM234 218V217H233ZM245 218L246 217H244L243 219L245 220ZM249 218V217H248ZM62 219V220H61ZM207 219V220H206ZM235 219V220H234ZM233 220L234 221H239L241 218H239V217H237V219H236V217L234 218ZM252 219V217L251 218H249V221ZM91 220V221H90ZM92 221H93V225H91L92 224ZM202 222H203V220H201ZM214 221V222H213ZM251 221H255V220H251ZM260 221V222H259ZM4 222V223H3ZM6 222V223H5ZM45 222V223H46ZM129 222V221H128ZM210 222V223H209ZM225 222V221H224ZM91 223V224H90ZM199 223V224H198ZM201 223V224H200ZM212 223L213 224H215V225H212ZM220 224L222 223V224H225V223H223V222H219ZM4 224V225H3ZM89 224L91 225V227L89 226ZM221 224V225H222ZM48 225V226H47ZM51 225V226H50ZM54 225H55V227H54ZM214 228H213V227ZM5 227V228H4ZM250 227V228H249ZM251 227H252V229H251ZM262 227V228H261ZM50 228V232L51 233H54L55 235H49L48 236V234L50 233L49 231H45L46 229L48 230ZM59 228L61 229V230H59ZM88 228H89V230H88ZM216 228V229H215ZM260 229V231L258 230V229ZM3 229V230H2ZM10 229L12 230V231H10ZM42 229V230H41ZM54 229H55V231H54ZM170 228H167L165 231H159V230H156V231H154L153 230V232H151V231H149L148 233L146 232V229H143L142 227H141V230H140V234H139V237H137V239L139 238V240H138V243H137V245H139V246H135V245H133L132 244V248L133 249H135V250H133L132 251V248H130L128 251H126V248H125V245H123V244H127V246H128V244H129V239H130V237L132 236V232H131V234H130V232L129 231H131L130 229H128V231L126 230V231H122V232H118L119 234V236L117 235L115 238L117 239V237H119L118 238V240H116L115 239V241L114 242H116V243H112V245L111 246H109V247H107L106 249H108V250H105V251H103V253H102V258H100V263H101V260H102V262L103 263H101V264H119L120 262L119 261H121V263L120 264H139L140 262H141V259L142 258H144V260H148L147 261V263H145L146 261H144V262H142V264H151V261H152V259H153V256H157L158 258H160L159 259V264H164V261H166L165 263H167V264H172L173 262L171 261L172 260V258H173V256H174V252L172 251V249H171V247H172V244L175 242V245L176 246H179V244H180V240L181 239H183V237H181V236H184L185 234H183L180 230L179 231H176V232H168V230H169ZM250 229V230H249ZM257 229V230H256ZM2 230V231H1ZM39 230H40V232H39ZM218 230H219V232H218ZM254 230V231H253ZM5 231H7V232H5ZM61 231V232H60ZM80 231V233H78ZM88 231H90V232H88ZM159 232V234H158V232ZM247 231H249V232H247ZM255 231H256V233H257V235H256V233H255ZM261 231H262V233H261ZM1 232L3 233L2 235H1ZM13 232V233H12ZM57 232V233H56ZM125 234H124V233ZM126 232H128V233H126ZM164 232H165V234H164ZM180 232V233H179ZM203 232V233H202ZM210 232H212V234H210ZM75 233L77 234V235H75ZM156 233V234H155ZM161 233H163L162 235H161ZM177 233H178V235H177ZM207 233H208V235H207ZM221 233V234H220ZM244 233H246V234H244ZM248 233V234H247ZM254 233V234H253ZM259 233H261V234H259ZM154 234V235H153ZM171 236H170V235ZM173 234H175V236H173ZM183 234V235H182ZM201 234V235H200ZM210 234V235H209ZM220 234V235H219ZM249 234H251L252 236L250 237V235ZM61 235H63V237H61ZM122 235V236H121ZM153 235V236H152ZM164 235V236H163ZM178 237H177V236ZM204 235H206V236H204ZM213 235V236H212ZM245 235V236H244ZM256 235V236H255ZM76 236V237H75ZM143 236V237H142ZM170 236V237H169ZM210 238H209V237ZM217 236V237H216ZM218 236H220L219 238H218ZM247 236V237H246ZM260 236V237H259ZM38 237V238H37ZM43 237V238H42ZM59 237H61V239H59ZM142 237V238H141ZM160 237V238H159ZM177 237V238H176ZM181 237V238H180ZM185 237H186V235H185ZM203 237V238H202ZM205 237V238H204ZM223 237V238H222ZM263 239H262V238ZM121 238V239H120ZM141 238V239H140ZM163 238H166L168 241H167V243H162V240H163ZM170 238V239H169ZM180 240H179V239ZM207 238H209L210 240L209 241H211L212 242V240H213V244L212 243H210V244H208V243H206V241H208V239ZM213 238V239H212ZM216 238V239H215ZM90 239V240H89ZM119 239H120V243L118 244V242H119ZM123 239H125V240H123ZM150 239V240H149ZM176 239V240H175ZM207 239V240H206ZM262 239V241L260 242V240ZM179 240V241H178ZM216 240V241H215ZM235 240V241H234ZM15 241V242H16ZM146 241H149L148 243L146 242ZM178 241V242H177ZM203 241V242H202ZM43 242H45V239H44V241ZM126 242V243H125ZM144 242V243H143ZM154 242V243H153ZM159 242V243H158ZM170 242H171V244H170ZM201 242V243H200ZM205 242V243H204ZM258 242H260V244L258 243ZM263 242V243H262ZM58 243V242H57ZM141 245H140V244ZM155 243H156V245H155ZM162 243V244H161ZM178 243V244H177ZM200 243V244H199ZM12 244V245H11ZM143 244H145V246H147V247H142V246H144ZM147 244V245H146ZM166 244H167V246L170 244L171 245V247H170V245H169V248H167V246H166ZM196 244V245H195ZM199 244V245H198ZM236 244V245H235ZM42 245V246H41ZM71 245H73L72 247H71ZM114 245H116V246H114ZM152 245V246H151ZM174 245V244H173ZM206 245H208V246H206ZM12 246V247H11ZM34 246H35V244H34ZM88 246V247H87ZM120 246H123V247H120ZM142 247V249H141V247ZM150 246V251L149 250H147V248ZM163 247V248H159V247ZM165 246V247H164ZM211 246V247H212ZM226 246V247H225ZM227 246H228V248H227ZM255 246H256V249H255ZM69 247H71L72 248V250H70V253H69V251H68V248ZM74 247H75V249H74ZM113 248V251L111 250L112 248ZM138 249H137V248ZM140 247V248H139ZM152 247V248H151ZM155 247H156V249H155ZM157 247H158V249H157ZM210 247V248H211ZM87 248H89V250L87 249ZM115 248H117V249H115ZM144 248L146 249V250H144ZM165 248V249H164ZM232 248V249H231ZM234 248V249H233ZM261 248H262V250H261ZM70 249V248H69ZM78 249V250H77ZM85 251H84V250ZM92 249V251H90ZM164 249V250H163ZM206 249V250H205ZM46 250V251H45ZM83 250V254H82V251ZM120 250H122L121 252H120ZM142 250V252H140ZM161 250H163L164 251V253L161 251ZM166 250V251H165ZM168 250L170 251L169 253H168ZM46 253H45V252ZM68 251V252H67ZM74 251V252H73ZM76 251H78V252H76ZM108 251H112L111 252V254H110V252H108ZM118 251V252H117ZM125 251V252H124ZM153 251H154V253H157L158 251L160 252V253H162V254H160L161 255V257H160V255H159V252L157 253V254H153ZM259 251V252H258ZM51 254H50V253ZM54 252V251H53ZM88 252V253H89ZM104 252H108L109 253V255H108V253L106 254V253H104ZM115 252L117 253V254H115ZM133 252H137L139 255L141 254V256H139V255H137V253L135 254H133ZM140 252V253H139ZM207 252V251H206ZM206 252H204V253H206ZM256 252V253H255ZM260 252H261V255H260ZM32 253L33 254H38V255H36L37 257L36 258H34L35 257V255H33L34 257H32L31 255H32ZM42 253H44V255L42 254ZM72 253H74V254H72ZM76 253V254H75ZM78 253H80V254H78ZM112 253H113V255H112ZM120 253H121V255H120ZM122 253H124L123 255H122ZM167 253H168V255H167ZM173 255H172V254ZM249 253V254H248ZM255 253V254H254ZM259 253V254H258ZM52 254H54L55 255V257H54V259H52L53 258V256H52ZM58 254V255H57ZM71 254V255H70ZM105 254V255H104ZM115 254V255H114ZM125 254H126V256H125ZM131 254H133V255H131ZM144 254V255H143ZM253 254V255H252ZM32 257V258H34V259H32L30 256ZM52 256V258H51V256ZM67 255L69 256V258H67ZM75 257L76 255V257L75 258H73L72 259V257L73 256ZM83 255V256H82ZM118 255V256H117ZM136 255L137 256H139V257H136ZM165 255H167L168 256V258H167V256H165ZM247 255H249V256H247ZM72 256V257H71ZM82 256V257H81ZM104 256V257H103ZM107 256V257H106ZM115 257V259H113L114 257ZM117 256V257H116ZM130 256V257H129ZM150 256V257H149ZM29 257H30V259H29ZM79 257V258H78ZM109 257L111 258L112 257V259L111 260H113V261H111V260H109ZM125 257V258H124ZM136 257V258H135ZM253 257V258H252ZM24 258V259H25ZM63 258H65V259H63ZM67 258V259H66ZM78 258V259H77ZM80 258L82 259V260H80ZM117 258V259H116ZM118 258H120L121 260H119ZM128 258H130V259H128ZM133 258V259H132ZM141 258V259H140ZM165 258V259H164ZM171 258V259H170ZM260 258H262L261 260H260ZM68 259H71V260H68ZM106 259V260H105ZM125 259V260H124ZM137 259V260H136ZM139 259V260H138ZM170 259V260H169ZM255 259V260H254ZM7 260V261H6ZM110 262H108V261ZM116 260H118V261H116ZM257 260H259V262L260 263H258V261ZM27 261V262H26ZM42 261H41V263L40 264H42ZM65 261V262H64ZM67 261V262H66ZM68 261H70V262H68ZM76 263H75V262ZM129 261H131V262H129ZM133 261L135 262V263H133ZM162 261V262H161ZM216 262V259L214 258H212V261L210 260L209 261V264H214L213 262ZM32 262V263H31ZM64 262V263H63ZM126 262V263H125ZM169 262V263H168ZM172 262V263H171ZM262 262V263H261ZM22 263V264H23ZM84 262H82V264H83ZM244 263H237V264H244ZM34 264V263H33ZM216 264H219L218 262H216ZM264 264V263H263Z\"/></svg>",
	"mask_w": 264,
	"mask_h": 264
}]
</instances>
